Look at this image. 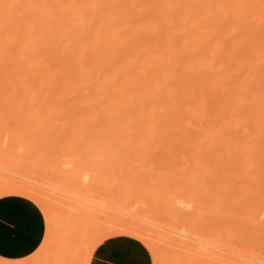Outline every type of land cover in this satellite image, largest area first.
Instances as JSON below:
<instances>
[{"label":"bare ground","instance_id":"1","mask_svg":"<svg viewBox=\"0 0 264 264\" xmlns=\"http://www.w3.org/2000/svg\"><path fill=\"white\" fill-rule=\"evenodd\" d=\"M1 92L4 95H3V98L0 97V99H3L0 101L1 102L0 112H1V114L4 113L5 117H3V114L0 115V122L5 123V121L9 120V122L8 121L7 122L10 123V127L8 128V131L10 133L7 131V127L0 125V138L2 140H4L8 134V137H7L8 139L6 138L7 141L5 140V142H4V141H1V139H0V142H2V143H0V145L2 146V148L5 149V150L1 151L2 148L0 146V151H1L0 152V155H1V158H0L1 162L0 163L2 164V165H0V167L3 166V168H1V169L2 170L4 169L3 171L5 173V174H3V171L0 169V173L2 171L1 174L3 175V176H0V181L3 180V181H1L3 184H4V180L7 179L5 182L8 181V178H10V174H9V172H6V171L9 169V171H12V173L10 172L12 174L11 176H13V177H11L12 179H9V182H11L12 180L14 182H16L15 180H17L20 182V183H18V185L22 183V186H24L23 185L24 183H27L26 185H28V186L30 185L29 186L30 188L37 189L36 192L40 191L39 195H42L45 192L44 196H46V198H48L49 196L51 198H53V199H50V201H49L50 197L48 198V201L50 202V203L48 202V204H51V206H50L51 208L53 207V208H55V210L56 209L58 210L57 211L58 213H56V214L62 216L61 218H58V216H56V214L54 213L55 212L54 209L52 208L53 209L52 210L53 215H55V218L57 217V219L60 221V222H58V224H59L58 226L60 228L58 227L59 229L58 228L55 229V230H57V232L62 228V226H64V225L66 226L67 223L70 221V219H69V221H68V218L66 220H64L66 218V217H64L65 211L63 212L64 215L62 213H59V211L62 212L63 210L57 206L58 203H56V200H54L55 197H53V196H56V195L55 194L53 195V193L51 191L52 189H50L52 186H50V185L48 187L45 186V188H44V186H42V185H44L45 181H46L45 185H47L46 184L47 180H48V179H46L47 176H49V179L52 178L53 181L56 179L57 181L55 180L54 184H57L58 187L61 188V187H63L62 185H65L67 188L71 189V190L69 189L68 191L65 190L66 192L69 193V194H67L65 192L67 195L65 193H59L58 192L60 194V196H61V194L62 195L65 194L66 196H64V197H68V196L72 195V193L74 194V192L78 191V189H79V192H76V194H74V196H75L74 198H73V196L72 197L70 196V197L72 198V200L73 199L75 200V201L73 200L74 204H76L75 202L77 201L76 205H77V207L78 206L80 207V208L79 207L78 208L76 207V208L79 211L78 214L81 215L80 216L81 225L83 222H84L83 224L86 225V230H84V228H85L84 225H83L84 228L82 227L83 229L80 227L81 228V234L85 233L84 236L83 235L82 236L85 237L86 239H88L87 237H89V235L94 234L96 231L99 232L100 230H102V228H104L106 226L105 224L109 225L113 222H115V224L117 223V221H114V220L117 219L118 216L114 213L116 215L115 216L116 218L114 217V220H113L112 219L113 217L111 218V216H113L112 212L109 213L111 216L108 218H111L113 220V222L111 219L107 220L108 218H106V217H107V215L109 216V214H107L106 210H105L106 213H104V211H103L105 209L104 207L107 206L106 202H108V204L110 203L111 204V205L109 204L110 206L113 205V207H115L114 205L117 203L120 204V202H123V204H126V203L128 204L131 202L138 203L139 197H137V196L140 195V197H141L144 194V196H142V198H140L139 202L141 203L142 200L145 202L142 201L143 203H141V204H146V207L148 204L149 206H152L154 208L156 206H158L159 208H157V209L155 208L156 209L155 210L154 208L150 207V210H149V206H148L147 212H144L143 210H142L143 212H141V213H143L144 216H147V217H144L142 215L143 217H141V218H143L145 220L146 219L150 220L151 218L149 219L148 217L152 216V218H153V219H151L152 221H155V220L159 221V219L162 218L163 220L159 221L158 224L160 223L161 225H165V224H163L165 222L167 225L169 224V226L172 225L173 223H175L176 220L177 221L181 220L182 223L180 222V224L182 226L183 225L186 226V227L185 226L183 227L184 231H185V228L191 229V231H192V228L190 227L191 223L189 226V222L187 223V220H186L184 222L186 224H184L183 220H185L186 218L189 220H192L194 218L197 219L196 216H199L202 212H204V210H205V212L202 213V216L200 215L201 218L199 217V219L201 220L202 217L204 216V219H202V220H205V216L208 215L207 212H208V208L210 207L209 206L210 203H212V201H213L212 205H214L215 201H218L217 199L219 196H217V195H218V193H222L223 191H226L225 187H227V188L230 187L228 190H232L233 188L235 189L236 187H239V189L236 188L235 191L238 189L237 192H239V190H240L241 192H243L242 194L247 193L249 190H247L248 188H246V185H247V187L250 186L249 182L245 181L247 183V184H245L244 181H242V179L246 175L248 176L250 174V176H254L255 182H256V187L258 185L259 186L258 188H261L260 190L258 188H256L259 190V191L257 190V192H256L257 196H259L258 194H260L261 191H262L261 194L264 193V189H262V188H264V181H262V179H264V178L260 177V176H262V173H264V147H260V146L264 145V144H261V143H264V0H0V93ZM1 95L2 94H0V96ZM2 101L5 104H3ZM3 105H4V108H6L7 110H9L11 112L7 113L6 110H4L6 113L3 112ZM9 106H11V107L16 106L15 112L16 113L19 112V114H16V116L19 119L21 118L20 115H23V111H26L27 109L30 110V108H34V107H37V109L35 108V109H31V110H33V111L36 110L39 112V113L37 112L38 114H42V115H43V113L41 111H44L42 108L45 109V108L54 107V108L46 109L47 111L55 109L56 111H52L53 113L54 112L57 113L58 108H60V111L62 108L63 109L67 108V110H69V112L67 110H65V111H67V113H69L68 116H67V113L65 111L64 112H65L66 116L63 114L64 113L63 111H62V114H63V116L67 117V119L69 118L68 121L65 117L62 118L61 117L62 114L60 115L59 112H58L59 114H56L57 115L56 116V115H54L55 113L52 114L48 111L51 114L50 115L51 117L49 116V113H48V116L50 118H52L53 116H56L58 118V116H59V120L56 117L51 119L52 121H54V122L56 121L59 124H60V122H62V123H70L68 125H71L72 121L74 124V122H76L74 120V118L78 122H80L81 124L82 123L85 124V127L83 126V128H85L84 132H85L86 138L88 137V138L92 139V141H93L92 143H95L94 139H96V140H100L104 147H109L110 151H111V145L116 148L115 149L114 147H112V148H114L115 153H113L112 151H111L112 153L111 152L110 153L112 154L111 155L112 157L113 156L118 157V159L120 160V161L115 160L114 165H117L118 163H120L118 165H120V166L122 165L121 166L122 168H123V164L121 163V161H122L120 159L121 157L118 156L117 154L120 153V151H122V150L127 151V152L129 150H134V151L140 150L141 151L140 148H145L144 147L145 145L142 146V143H144L145 141H148V143L145 142V144L147 143L146 146H149V148H150V143H152L151 147L153 145V147H152L153 150H150L148 152L152 158L154 157V156H152L154 154L153 151H156V149H157L156 152L158 153V151H160V150L162 151V149H164V146H165L166 150L168 149V151H170V149H172V147L175 146L174 144H172V143H174L172 141H175V143L183 142L181 144V146L179 147L181 153L179 150L176 152V150L173 151V149H172V152H169V153L173 154L171 156H173V158L175 159L174 160L172 157H170L171 160L170 159L169 160L171 163H175V164H171L170 162H166V161L161 163L158 160H156L157 155H155L156 156V159H155L156 163L159 162L157 164L158 167H156V169L159 168V170L155 171L154 168L151 166L153 168V171L157 172V173H155V177L157 179L156 178L154 179L152 177V175L151 176L149 175L151 173V171L149 169L146 170L145 168H142V167H148V162L147 163L145 162L147 160H145L146 158L144 156V153L142 152V153L137 154L136 153L137 151L135 153H134V151H129L132 153V154H130L129 158L131 157V159H133V158L135 159L136 157L137 158L139 157V159H140L141 157L139 154H143V156H144L143 159L145 160V161L142 159L139 160L140 163L135 161V164H134V165H136L135 167L131 164L134 169H131L132 167L130 166L129 163H128L129 164L128 166H126L127 164L125 165L127 167L128 171H129V169H131L130 172H132V173H134L136 171L137 175H135V176L137 178L142 179V181H141V179H140V181L136 179V182H138V183H136V182L133 183L131 181L135 180V178H133L134 176L132 175L133 176L132 177L129 175V179H126V177L128 178V174H125L126 177L123 176L124 177L123 178L122 175H124V174H122L120 176V174L122 173L121 170L118 171L120 174H118V172L116 170H114L115 172L112 171L113 174H115L116 172L117 173L115 175L111 176L112 172L109 170H112L113 167L110 166L107 168V165H109L108 163L106 164V163L102 162V164H100L101 167L103 166L105 169L101 168V167L97 168L95 166H92V163L93 164L96 163L94 165L98 166L97 165V162H98L97 158H99V155H100L99 150L100 149L98 151H95V150H97L101 145H100V143L98 144L96 142L95 145L97 146V144H98L100 146H97L98 148L95 149V145L93 144L94 147H92V143L89 142L90 143L89 149L92 148V150L93 149H95V150H93L94 151L93 152L90 149L89 152H92V154L91 155L89 154V156H88L89 152H86L87 154L85 153V151H84L85 149H86V151L89 150V149H87L88 148L87 144L89 145V143H83V140L85 139V135H82L83 132L81 133V131H83V130L81 128L82 125H80V123L77 122L74 125L72 124L73 125L72 127L76 128V130H77V132L75 131V134H72V133H74V131L72 133L68 134L69 132H64L63 130H60V133L62 136V139H61L60 133L58 134L59 130L56 129L57 127L51 128V131H50V129L48 130L47 129L48 127L44 126L45 123L43 125L42 122H39L40 119H42V117L44 119L45 115L41 117L40 115L35 113L33 118L36 117L37 122L34 121V123H35L34 129L35 130L40 129L37 131L41 132L40 133L41 136L44 135V133H45V135L47 134L46 136L44 135L42 137H44L46 140H49V142L51 143V145H50L49 142L46 143V142L42 141L41 139H40V142L37 140V138H39L37 136L38 132L36 135H35L36 132H33V136L34 135L35 136L34 137L31 136L30 132L32 133V129L30 130L31 127L29 128L27 123L22 122L23 124L20 125L21 127H18L19 125L15 122V120H13L14 118L11 115L13 107L8 108ZM24 109H26V110H24ZM70 109H72L74 115L70 113V111H71ZM206 109H208V111H206V112H208L207 118L205 115ZM16 110H19V111H16ZM74 111H75V113H74ZM76 111H78V112H76ZM26 113H28V112L26 111ZM46 113L44 112V114H46ZM5 114H8V115H5ZM36 114L38 116H40L41 118L40 117L38 118V116H35ZM70 115H72V117H74V118L70 117ZM24 116L30 117V115H28V114H24ZM1 118H2V120H1ZM61 118L62 119L65 118L66 122L64 120H62ZM45 119H47V118H45ZM12 120L14 122H12ZM47 120L50 121L49 119H47ZM14 124L15 125L17 124V126H15ZM29 124H31V123H29ZM37 125H40L39 126L40 128ZM60 125H62V124H60ZM68 125L66 124L67 128L70 127ZM76 125H77V127H76ZM11 126L14 128V130H12ZM79 127L81 128V130ZM189 127L190 128L192 127L193 129H190ZM5 128H6V130H5ZM15 128H17V129H15ZM18 128H20L21 130H22V128L27 129V130L25 131L23 129L22 130L23 132L20 133L21 130L17 131V130H19ZM78 128L80 131H78ZM239 128L244 129V131H245L244 134L237 132V130ZM2 129H4V130H2ZM44 129H46V130H44ZM52 129L53 130L56 129V131L55 130L54 131L57 132V130H58V132L55 133L52 131ZM11 130H12V133L14 136L11 134ZM4 131H7V134L5 135L6 137H4V133H5ZM47 131L49 134L47 133ZM62 131L66 134H64ZM25 132H26V134H25ZM78 132L81 133L80 136L84 137V139L80 138V141L83 144L81 142H80L81 144L78 143V141L76 143V140H79L78 139L79 134H77ZM16 133H18V135ZM19 133L21 134L22 138L20 137ZM23 133H24V135H28V137L27 136L24 137V135H22ZM51 133H52V135H51ZM1 134H3V135H1ZM9 134L12 135L13 137L9 136ZM55 134H56V136H55ZM67 134L70 136V138L71 137L75 138L74 135H76V138L77 137L78 138L77 139L75 138L76 140H74V138L72 140L69 138V140H71V141H69V140H67V138L69 137ZM71 134H72V136H71ZM57 135H58V137H57ZM63 135H65V136H63ZM49 136L50 137L52 136L54 138H52L50 140ZM16 137L18 139H15ZM26 137L30 138L32 141L30 139H28V141L26 143V140H27ZM56 137H57V139H56ZM32 138L33 139L35 138V139L33 140ZM54 139L57 142L59 149H56L57 147L53 146L52 143L54 142ZM90 139H88V140L90 141ZM158 139L160 140V143L157 144L158 148H155V147H157L156 143H157ZM8 140H11V141H8ZM20 140L22 141L23 144L21 143ZM73 140H74V144L71 143ZM85 140H84V142L88 141V140H86V141ZM152 140H154V141L149 143V141H152ZM12 141L18 142V144L21 143V145L19 147L24 148L26 151L23 149H21V151L23 153L18 151V150L16 151V148H18V147H16L14 150V151H16L15 152L16 155L14 153H12L13 152L12 150L15 147L14 146L12 149V146H9L10 145L9 142L13 143ZM34 141H36L35 145H33ZM60 141H61V143H64V144H61ZM131 141H133L134 143L137 141L138 145L136 146L132 142V144L134 145V146H132L130 144ZM142 141H144V142H142ZM167 141L169 144L167 143ZM3 142L5 143V145ZM43 142L45 144H42ZM29 143H31V144H29ZM36 143H38V145ZM66 143H68V144H66ZM121 143H122V145L119 146ZM127 143H129V145ZM153 143H155V144H153ZM123 144H125V145H123ZM126 144L128 145V147L131 145L130 147H132L133 149L129 148V150H128V147ZM167 144L170 145V147H171L170 149L167 148V147H169V146H167ZM23 145H24V147H23ZM25 145H27V147H26L27 149L25 148ZM32 145H33V147H32ZM65 145H67V147H65ZM72 145L74 148L76 146L78 149L81 147L82 152H84V153H82V152L79 153L78 151H80L81 149L80 150H78L77 148H76L77 150L75 149L80 154L79 155L80 157L77 158L78 161L74 160V159H76V157H78L77 156L78 154L76 153V155L74 156V155H71L72 152L71 153L69 152V151H74V148H69V147H72ZM82 145H83V148L85 147L84 149L82 148ZM7 146L9 148H7ZM36 146H39L40 149L42 148L41 146H43V147L45 146V148H42L41 153H39L40 149H38V147H36ZM48 146H51L54 149L52 150V148L48 147ZM59 146H61V148L63 147L64 150L67 152V154L68 153H70V154L69 155L65 154V152L62 151L63 148L61 149ZM124 146L127 148V150L125 148H123ZM31 147L32 148L35 147V148L31 151V149H32ZM117 148L119 149V151ZM121 148H123V149H121ZM152 148H150V149H152ZM28 149H30L29 150L30 152H28ZM45 149L47 150V153H46ZM174 149H177V148L175 147ZM6 150L8 153L11 150L10 154L11 155L14 154V155H12V157H9L10 154L8 155V153H6L8 160L10 158V162L8 160H6L5 153H3ZM36 151H39V152H36ZM61 151H62V153H60ZM105 151L106 150H104V152ZM75 152H73V153H75ZM116 152H118V153L116 154ZM2 153H3V155H2ZM25 153H28L27 156H25L26 155ZM34 153L36 155L38 153V156H41V158L43 155L44 162H42L43 159L41 161H39L41 159L40 157H38V156H37L38 158L36 156L34 157V155H35ZM51 153H52V156H51ZM94 153L96 154V157L98 154V157L96 158V160H94L95 155L93 157ZM133 153L135 154V156L136 155L137 156L135 157ZM179 153L183 154V155L181 156V155H179ZM20 154L22 157L19 156ZM22 154H24V157ZM39 154H42V155H39ZM83 154H85V156H83ZM101 154H102V156H100V158L101 157L104 158V154L103 153H101ZM29 155L31 157H29ZM81 155L83 157H85L86 162L88 160L90 169L92 171L95 170L94 173L92 171H90L88 166H86L87 163L84 165L83 162H85V161H84V158L82 159ZM86 155L89 157V159H91L93 157V160L91 159L93 162H90V160L86 157ZM126 155H129V154L124 155L121 153V156H123V157L124 156L128 157ZM131 155L134 157H132ZM176 155H177V157H175ZM3 156H5L4 159H3ZM46 156L48 159L50 158L49 160H51V161H49V162H51V163L53 162L54 165L53 164L51 165V163H49L48 160L45 159ZM61 156H63L64 158L63 157L61 158ZM65 156L66 157L70 156L69 158L74 157V159L71 158L68 160V158H67V160H66ZM109 156H110V154L107 152L106 158H108ZM178 156L179 157L181 156L180 160H182L184 158V160L186 161V162L184 161L186 165L184 163L182 164V166L184 165L183 167L182 166L177 167L176 162H174V161H176V159L178 161ZM183 156H185L187 158H185ZM17 157H21V159L20 158H19L20 160L17 159L18 161L13 159V158H17ZM26 157L30 158V159H26V160H29L28 162H29V165H31L30 167L33 166V168H31V171L28 169V171L30 173L32 172L31 174L27 172L26 168H24L25 163H24V160H22V158L24 159ZM112 157H110L109 159L112 160ZM123 157H122V159H123ZM161 157H162V155H161ZM32 158L34 160L36 158L37 159L40 158L38 160L40 167H41L42 163H45V164L49 165V166H47L48 168L46 167L45 164H43L42 165L43 168L42 167L40 168L41 169V172H40L39 165L36 162L31 161ZM56 158L59 161L56 162V160H57ZM21 160L23 161L24 164L21 163L22 166L16 165V162L19 163V161L21 162ZM45 160L48 163H46ZM62 160H63V162H62ZM72 160H74L75 162H73ZM82 160H83V162H82ZM124 160L127 161L128 159H124ZM169 160H167V161H169ZM189 160H191V161H189ZM3 161H4V163H3ZM68 161H70V162H68ZM95 161H97V162H95ZM155 161L154 162L149 161V165H151L152 163H155ZM7 162H9V163H7ZM64 162H66V163H64ZM67 162L70 164L69 167H71V170H72L74 163H76V162H78L80 164L83 163L82 164L83 169H82V166H81V168H79L77 166L80 169V171L81 170L82 171L80 172L78 169H76L80 173L77 172L75 170V168H77V167L74 165L75 167H73V170H72L73 172L70 173L71 171H69L70 169H69V167H67V170L69 171L70 175H69V173H67L64 176V173L68 172L65 169L66 164H67V166L69 165ZM72 162H73V164H71ZM127 162H129V161H127ZM141 162H145L146 164L143 163L145 166L142 165ZM188 162L191 165H189ZM57 163H59V164H57ZM61 163H63L65 165V167L60 166V165H62ZM78 163H76V165H79ZM160 163L162 164L163 168L164 167H165V169L168 168V170L164 169L165 173H163V174H162V171L160 170V168L162 167V166L160 167ZM7 164H9V165H7ZM10 164L15 165V167L11 166ZM140 164H141V168H139ZM166 164L168 167L165 166ZM35 165L38 168V169L36 168V170H35ZM153 165H155V164H153ZM169 165H171V166H169ZM188 165H189V169L187 168ZM6 166H8V167H6ZM85 167L87 169H85ZM12 168H16L13 170H17V171L19 170L18 173L21 171L20 172L21 174L19 173L21 176L16 171H13ZM170 168H171V170H170ZM176 168H178V169L182 168L183 172H187V173H183V175L185 176V182H183V184H178V187H177V182H180L181 179L178 180V178L176 177L177 176V174H175V173H177ZM51 169H54L53 170L54 172L53 171L50 172ZM62 169L66 170V171L62 172L63 171ZM96 169H99V170L96 171ZM102 169H103V171H102ZM141 169H143V170H141ZM144 169H145V171H144ZM32 170L35 171L36 173L33 172ZM84 170H85V172H83ZM43 171H45V172H43ZM98 171H99V174H97ZM101 171L103 172V175H102ZM139 171H140V176L138 175ZM142 171H144V173ZM146 171L150 172V173L147 174V173H145ZM170 171H171V175H173V176H174V174L176 175V176H174V179L172 176L169 177ZM173 171H176V172H173ZM14 172L16 173V175L18 174L21 178L20 177L17 178L18 175L15 176L13 174ZM74 172L79 173V174L74 175L73 174ZM87 172L90 174L87 175L88 174ZM105 172H107L108 174H106ZM159 172L162 175H166V176L159 175L160 174ZM22 173H23V175H22ZM91 173H92V175L96 174V176L93 175L94 177H92ZM109 173H110V175H109ZM39 174H42V176L46 175V177L44 176L45 178L44 177L42 178V176H41V179H40ZM49 174H52L51 176H53V177H51ZM82 174L83 175L85 174V175L83 176ZM146 174L148 176L152 177L153 181H152V178L150 179V177H147ZM152 174H154V173H152ZM187 174H189V175H187ZM24 175H26L28 177L29 176L32 177L31 181L28 180V179H30V177L29 178L27 177L28 179L24 180V178L26 177ZM31 175H34L35 180L33 179L34 177ZM38 175H39V177H38ZM59 175H60V177H59ZM67 175H68V177H67ZM90 175H91V177H89ZM107 175H108L109 179L106 178ZM117 175H119V176H117ZM158 175H159V177L161 176L160 177L161 180L158 178ZM4 176L7 178H3ZM36 176L41 181L43 179H45V181L43 180V182L41 184L36 183L37 185L35 184L36 187H34L32 180H34L35 182L36 181L41 182L40 180H36V178H37ZM63 176H64V178L65 177L66 178L62 179ZM69 176H70V178H69ZM110 176H111V178L114 176L113 177L114 180L110 179ZM22 177H24V178H22ZM120 177L123 178V180H125L126 184H124L125 183L124 181L121 182L122 179H120ZM130 177H132L133 179H131ZM163 177H165V180L163 179ZM262 177H264V176H262ZM81 178L84 179V182L86 180V182L84 183ZM90 178L94 179V180H91L92 183H90ZM97 178L98 179L101 178V179L98 180ZM116 178H117V180H116ZM148 178L150 179V181L153 184L155 183L154 185L157 186L156 187L157 189L155 188V186H150L149 188L147 187L150 185V184H147L149 182ZM66 179H68V182ZM70 179L75 180V182H77V183L71 181ZM79 179H81V180H79ZM105 179H106V181H105ZM130 179H131V181H130ZM187 179L189 181L191 180V182H189ZM58 180H60L62 183H60V181H58ZM69 180L71 181V183H69L70 182ZM97 180H98V182H96ZM111 180H112V182H111ZM158 180H160V181L164 180V184H163V182L158 183L159 182ZM64 181L66 182L67 185L63 184V183H65ZM80 181H81V183H79ZM107 181H108V184H107ZM113 181H115V182H113ZM117 181L120 183H117ZM154 181H156V182H154ZM14 182H13V184H14ZM168 182L169 183L171 182L172 187L175 188L174 190H176V191H177V188H179V185L180 186L182 185L181 187L183 189L180 187L182 190L178 189V190H180V192H178V193L179 194L181 193V196L184 193L186 195L188 194L187 196L184 194L181 197V198L185 197L188 200L183 198L182 200L180 199V202L185 203V204L188 203L189 205L193 204L194 209L189 210V213H191V214H188L187 213L188 211L185 212L184 211L185 209H183V212H182L183 214L181 215L180 211H182V208L180 211H178L179 209L176 208L177 206H175V208L177 210L175 208H173V205H176V203L174 202L175 200H172L173 196L170 194L171 190L168 191V189H167V187L170 189V186H168ZM87 183H89L90 185H86L87 187L89 186V188L86 189V186L83 187V185H85ZM96 183H98L99 185ZM143 183L145 186L147 185L146 188H145V186H143ZM165 183H167V184H165ZM186 183H188V184H186ZM11 184L12 183H10V185ZM38 184H40L41 186H39ZM70 184H73L75 187L72 185L70 187ZM93 184L96 186H94ZM101 184L104 186L103 188H105V189L102 188ZM127 184L128 185L130 184L128 186V188L133 185L132 187H130L131 190L133 189L132 191L126 187ZM137 184H138V187H137ZM157 184L160 186V189H159V186ZM184 184L187 185L186 187L188 189H186V187L183 186ZM8 185H9V183H8ZM32 185H33V187H31ZM121 185L124 187H122ZM162 185H163V187H162ZM189 185H190V187H189ZM191 185H194L197 188V190L194 186L192 187ZM252 185L253 184H251V186ZM5 186H6V184H5ZM106 186H108V187H106ZM112 186H113V188H114V186L116 188H114V190H113ZM203 186H205V187H203ZM206 186L208 187V189ZM218 186H220V189H221V187L222 188L224 187L222 189L223 190L222 192H221V190H218ZM53 187H54V185H53ZM58 187H56V188H58ZM66 187L62 188V190H60V188H58V189L60 191H63L64 189H67ZM151 187H154V188H151ZM161 187H162L163 192L161 191ZM240 187L241 188L245 187L247 192L245 190H244L245 191L244 192L243 189H240ZM83 188H85L84 191L86 190L87 193L82 191ZM90 188H92V190ZM98 188H99V190L100 189L102 190V191L101 190L100 191H101V194H103L104 196H101V194L98 193L99 192ZM124 188H125V190H124ZM135 188H139L142 190L139 191V189H135ZM163 188L166 190H164ZM200 188L202 191L200 190ZM204 188H205V190H204ZM213 188H214V190L217 189L216 191L217 192L219 191V192L217 193L216 191L213 190ZM108 189H112L113 191L108 190ZM126 189H128V190H126ZM27 190H31V189H25V187L23 188L21 186H13L12 185V187H9V188L7 187V188L3 189L2 191H0V195L4 194V193H10V192H24V193H26ZM45 190L49 191V192H46ZM53 190H54V188H53ZM72 190H75V191L72 192ZM95 190H96V194H95ZM104 190H106V191H104ZM185 190L186 191L188 190L187 192H190V193L185 192ZM255 190L253 193H255ZM50 191H51L52 195H51ZM56 191H57V189H56ZM70 191L72 193H70ZM81 191L84 192L85 195ZM123 191H124V195H122ZM133 191L134 192L136 191V192L134 193ZM148 191H150V193H147ZM151 191H153V192H151ZM159 191H161L162 194L169 192V194H168L169 196L167 194H163V196H162V194ZM164 191H166V192H164ZM205 191L207 192V195H210V196H207L205 194L206 195V197H205V195H204V193H206ZM90 192H92L93 194ZM105 192L107 193V195ZM112 192H114V193L110 194ZM128 192H131L132 194H129ZM214 192H216V193H214ZM232 192H234V190ZM46 193H47V195L48 194L49 195L47 196ZM78 193H81L82 198H84V200L83 199H81V200L77 199L78 197L76 198V195ZM115 193H117V194H115ZM125 193H128V194L126 195ZM146 193H147L148 199L146 198V200H145L144 197H146L145 196ZM151 193H153V194H151ZM199 193H202V194H199ZM118 194H120V195H118ZM154 194H156L155 196H157V194H158L159 199L161 197L162 198L164 197L166 202L164 200H162V198L159 201L158 198H155ZM239 194L238 193L236 194V192H235L236 196H233V197H237V195H238V197H241V195L239 196ZM247 194H248L247 198L250 197V199H252V200H250L251 202L254 200L253 203H251L249 201H245L246 194H244L245 196L243 195L244 199L242 198L243 196L241 197V200L243 199L245 202L244 204H243V200L241 203V201L239 200L240 198L239 199L237 198V200L235 199L236 201L233 200L232 197H230V199H229V197H227V195H229V194L226 191V192L220 194L221 195L220 199H222L224 197H227V198L222 199L221 200V201H223L222 203L217 202L214 205V207L216 205L224 206L225 201H226V203L230 202L231 207H233L232 205L235 202L241 203L242 204L241 206L238 205L237 203L235 204L237 207L239 206L240 209L237 208L236 206L233 207V209L234 208L239 209V210H237L238 215H239L238 211L241 210L240 215L238 217L239 219L241 217V212H246L244 214L242 213L245 217L242 215L243 217L241 219H245L246 215L247 216L251 215L252 216V217L250 216L251 218H253V216H255L257 218L260 215L261 210H262V214H264V208H262V207H264V205H262V207H261L262 209L257 211V209L260 208L261 205H259V202L257 203V201L255 200L256 194H255V196H253L254 199L251 198V196H249V192ZM261 194H260V198L264 197V194H262V197H261ZM83 195H84V197H83ZM108 195H109V197L111 196L109 199H108ZM130 195L132 196V199H130L131 197L129 198ZM165 195H167L166 196L167 198L165 197ZM191 195H192V198H191ZM222 195H224V197H222ZM233 195H234V193H233ZM44 196L42 195V197H44ZM118 196H120V197H118ZM171 196H172V199H171ZM197 196H198V198H197ZM200 196H203L202 197L203 200L205 198L207 199V200H204L205 202L203 201V205L205 207H207V205L209 206L207 208L204 207L205 209L203 208L202 211H201V207H199L200 206L199 201H202L200 199ZM213 196L215 199L214 198L212 199ZM86 197H88L89 199ZM90 197H91V199H90ZM92 197H94L95 199L98 197L96 200L94 199L95 202H97L98 200H101V202L103 203L102 200L104 199V201H106L105 204L103 203L105 206H103L101 204V206L104 209L101 206H97L98 204L96 205L94 203V201L92 200L93 199ZM152 197H154L156 201ZM208 197H210L211 201L208 199ZM46 198H44V199H46ZM79 198H81L80 195H79ZM85 198H86V200H85ZM113 198H114L115 202H114ZM120 198H122L121 199L122 201L119 200ZM189 198H191L192 200ZM260 198H258V199H260ZM87 199H88V201L90 200V203L92 200L93 204H95V206L93 204H91V206H90V203L86 202ZM123 199L125 200V202L123 201ZM193 199L196 203L193 201ZM198 199H200V200L198 201ZM52 200L54 201L53 204L51 202ZM110 200L112 201V203L110 202ZM151 200H153V201L151 202ZM186 200H187V202H186ZM189 200L191 201V203L189 202ZM229 200H233L234 202L232 201L233 203H231V201H229ZM84 201L86 202V204ZM116 201H117V203H116ZM161 201L165 202V203L162 204ZM207 201H209V202H207ZM260 201H261V199H260ZM262 201H264V198H262ZM246 202L250 206L254 205V207L247 206ZM87 203H88V209H89V207H91L89 210L93 211L92 213L88 212V211H86V212L84 211L87 209V207H86ZM149 203H151V205ZM206 203H209V204H206ZM262 203H264V202H262ZM81 204H84V205H81ZM119 204H117L115 208H117ZM132 204H130V205H132ZM165 204H170L171 206L168 205V207H167V205H165ZM255 204H258V206L256 205L258 208H255L256 207ZM52 205H54L55 207ZM121 205H122V203H121ZM159 205H163L167 209L165 207L162 208V206H159ZM227 205H228V207H230L229 204H227ZM83 206H85V207H83ZM195 206L196 207L198 206V207L195 208ZM246 207H249V209L253 208L254 213H252L253 211H250ZM161 208L163 210L164 209L168 210L167 214H165L166 213L165 210L163 211ZM170 208H171L172 213L170 211ZM187 208H189V207H187ZM198 208L200 211L198 210ZM245 208H246V211H245ZM99 209H100V212H99ZM215 209H216V207H215ZM215 209L213 208L214 211H215ZM152 210L154 212L148 213ZM222 210H224V209H220L219 212H221ZM225 210H228V209L226 208ZM225 210H224V213H225ZM139 211H141V210H139ZM192 211H193V214H192ZM196 211H197V213H196ZM217 211H215L214 213L218 214V213H216ZM247 211H250L252 214L249 213V215H248ZM83 212H84V215L87 212L89 213V215L87 213L88 216L85 215L86 217L82 218ZM98 212H99V214H98ZM123 212H126V211L123 210ZM168 212H169V214H168ZM173 212L176 214L175 215L176 217L181 216L183 218V216H185V215L186 216L183 218V220L181 217H180L181 219L180 218L176 219V217H174ZM194 212L196 213L195 216H194V214H195ZM211 213L213 215V211ZM228 213L229 212H227V214ZM231 213L232 212H230V214ZM148 214H149V216H148ZM153 214H155V216L158 217V220H157V217H154ZM170 214H172V215H170ZM103 215L105 216V219H104V217L102 218ZM165 215H168V216H165ZM189 215H191V216L189 217ZM226 215L223 214V216H221L222 218L219 220H222L223 217ZM232 215H234V212H233V214L228 215V217H230ZM90 216L94 217V219L98 216L97 218L107 220L111 223L108 222V223L104 224L103 223L104 220H100L97 218H96L97 220L95 219V221H94V219L91 218ZM214 216H216V215H214ZM236 216H237V214H236ZM88 217H90L89 218L91 220L90 222H88L89 221ZM125 217H127V216H125ZM166 217H168L167 220L170 218L169 220L174 221V222L172 224H170L171 222L170 221L167 222V220L165 219ZM250 217H247V219H249ZM84 218H86V220H88L87 224H86V220ZM174 218H175V220H174ZM260 218L261 217L257 218V220L259 221ZM262 218H264V217H262ZM132 219H134V218H132ZM235 219H237V218L235 217ZM118 220H119V218H118ZM123 220H125V219H123ZM215 220L217 221V219H215ZM257 220H256V222H257ZM96 221L97 222L100 221V222H98V224H97ZM156 221H155V223H156ZM177 221H176V224L178 223ZM226 221H228V220H226ZM241 221H243V220H241ZM245 221H246V219H245ZM250 221H252V220H250ZM262 221H264V219H262ZM65 222H67V223H65ZM91 222L93 223V226H91V224H92ZM191 222H193V221H191ZM229 222H230V220H229ZM253 222H254V220H253ZM260 222H261V220H260ZM60 223H61V225H60ZM198 223H199L198 225H200L201 222L198 221ZM212 223H214L213 220H212ZM218 223H216L215 226L213 224L212 225L216 228ZM220 223L223 224V226H225L224 225L225 223H222L221 221H220ZM88 224H89V227H88ZM115 224H114V226H115ZM121 224L122 223H120V225ZM123 224H124V222H123ZM194 224H195V221H194ZM194 224H193V227H195V231H196L197 230L196 226L197 227H199V226L194 225ZM205 224H206V222H205ZM68 225H69V223H68ZM99 225H103V226L100 227ZM118 225H119V222H118ZM118 225H116V227H118ZM175 225H174V227H175ZM178 225H179V223H178ZM178 225L176 227H180ZM201 225L203 226V224H201ZM252 225L253 224H251V227H252ZM109 226L114 227L113 225H109ZM157 226H159V225H157ZM202 226H201L202 229L201 228L200 229L203 232L201 230L200 231H201V233H204L207 231L206 230L207 228L205 229ZM204 226L208 227V224L204 225ZM226 226L228 227V224H226ZM257 226L253 225V227H257ZM64 227L62 230H60L61 233H63L62 231H64L65 233H63L62 237L59 238L60 240L56 242L58 245L62 244L61 242L63 240H61V239L62 238L64 239L65 236H67V235H68L67 236L68 241L70 240L71 244H72V240L74 239L72 237L75 236L74 235L75 232L73 229H72L73 231L70 232L71 226H69V227L66 226L65 229H64ZM67 227H68V229H67ZM122 227H124V226H122ZM172 227H173V225L169 228H172ZM181 227L177 228L176 231H178V229H182ZM52 228H53V224H52ZM55 228H56V226H55ZM208 228H209L208 231H210V232L213 231V233L211 232L209 234L211 236V238L213 237L212 236L213 234L217 235V233L215 234L214 230H210L211 229L210 227H208ZM96 229H98V230H96ZM104 229H106V227ZM104 229H103V231H104ZM108 229H109V227H108ZM188 229H186V231ZM220 229H223V227L222 228L220 227ZM68 230L72 234H69ZM92 230H93V233H92ZM160 230H162V229H160ZM160 230H159V232H160ZM262 230H264V222H262L261 229L254 230L253 234H255L256 231L262 232ZM153 231H154V229H153ZM208 231L206 232V234L205 233L204 234L200 233V234L207 237L208 233H209ZM218 231H219V226L217 227V232ZM241 231L244 232L243 229ZM66 232H67V235H65ZM86 232H87V235H86ZM89 232H90V234H88ZM98 232L96 233V235L98 234ZM162 232H163V230H162ZM187 232L191 233L190 230H188ZM248 232H250V233H247V236L249 234H252L251 233L252 230H250V231L248 230ZM153 233H155V232H153ZM220 233H221V230H220ZM245 233H246V230H245ZM258 233H256V234L259 235L260 233L259 234ZM59 234H60V232L58 233V237H59ZM81 234H79V236L76 235L77 237L75 239H77V240L75 241V243H73V245L75 246V250H74V246H72L73 247V250H72L70 242L66 243V245H64L65 244L64 242L66 239L63 241L64 244H62L64 248H63V250L62 249L61 250L62 251H64V249L68 250V245H69V248H71V250H68V251L66 250L64 252H62L60 250V248H59L60 245L57 246L53 242V244L59 248L58 249L60 251L59 253H65V252L67 253L69 251L70 252L73 251L75 259L73 258L72 254H70V252L68 253L73 258L71 260L72 262L69 260L70 257H69V259H67L68 254L65 253L67 256H66V258L64 256V259L68 260V261L66 260L67 263L70 261V263H68V264H75L76 262H73V261H76V260L78 261L79 259L82 258V257H80V255H77L80 252H78L77 254H76V252L79 250L80 251L84 250V249L81 250V248L85 247L86 245H82V244H84V242H86L85 244H87L88 241L86 239H84L83 237H80ZM151 234H152V232H151ZM165 234H166V237L170 234V236H168L167 238L171 237L169 239L170 241L166 240L167 242H171L174 240L173 238H176V235L171 233V231H170V233H166V231H165L164 234L162 233V236ZM180 234H181V232H180ZM193 234L195 235V232ZM253 234L251 235V237L255 236ZM69 235H71V237ZM257 235L255 236L256 238H257ZM261 235H262V233L259 235V237L261 239L264 238V235H262V236ZM60 236H61V234H60ZM189 236H191V235H189ZM195 236H197V235H195ZM234 236H236V235H234ZM244 236H246V234ZM79 237H80V241L82 240V242H81L82 244L78 240ZM227 237L229 238V236H226V238ZM81 238H83L85 241H83V239H81ZM158 238L163 240V238H160V237H158ZM217 238L219 240L218 236H217ZM52 239H53V235H52ZM54 239H55V237H54ZM89 239H91V236ZM171 239H173V240H171ZM206 239L208 241L210 240L208 238H206ZM176 240H178V238ZM78 241L80 244L78 243ZM152 241H153V238H152ZM183 241L184 240H182V242ZM93 242H94V240H93ZM157 242L161 243L160 240ZM167 242H166V244H170V245L175 244L174 241H173L174 243L173 242L167 243ZM185 242L187 243L188 241L185 239ZM185 242H183V244H182L181 240H180V244H182L181 245L182 250L179 248L180 244L179 243H178L179 245L177 244L178 249H180V251H181L180 253H182V251H183V253L187 252L185 249H188V250L193 249L191 244L189 245V247L191 246L192 249H189V247L187 248L186 246H188V245ZM76 243H78L80 246L82 245L81 248L78 244H77L78 248H76V245H75ZM193 243H194L193 246H195L198 242L197 243L193 242ZM232 243H230V244H232ZM262 243H264V242H262ZM198 244L195 246L196 248H200L202 246V245H200V247H199ZM222 244H224V243H222ZM235 244H233V245H235ZM62 245H61V247H62ZM158 245H160V244H157V245L155 244L156 247ZM161 245H164L163 242ZM183 245L185 248H183ZM249 246H251V245H249ZM86 247L89 248V246H86ZM86 247H85V249H86ZM169 247H172V246H169ZM169 247L165 248L163 246V249L165 248L166 252H167ZM207 247H208V249L210 248L209 246H207ZM201 248L203 249L205 247H201ZM216 248H218V247H216ZM48 249H49V247H48ZM54 249H55V247L52 250H50V253H54V252L57 253L58 252V251H54ZM174 249H175V247H174ZM206 249L207 248H205V250L202 252L199 251V252H201V254H203V255L205 254L204 257L205 256L210 257L211 256L210 252L212 251V253H215V250H216V249H214V251H213L210 248L211 250H210V252H208L209 250L208 249L206 250ZM237 249H238V247H237ZM194 250H195L194 251V254H195V252L198 249L197 250L194 249ZM45 251L43 253L44 256H46L47 253H49V252H47L45 254ZM51 251H54V252H51ZM232 251H234V249ZM169 252L170 251L168 250V253ZM189 252L191 253L192 251H188V254H189L188 256H192V255H190ZM216 252H218V250ZM262 252H264V251H262ZM59 253H57L58 257H57V254H51L53 256L47 255L44 258V257H41V256H43V254H39L41 258L39 256H38L39 258H35L37 256V253H36V256L34 258H35V261L38 259L40 261H42L41 260L42 258L44 260L47 258V261L46 260L42 261V263L45 262L43 264H48V263L53 264V262L56 261V262H54V264H55V263H58L57 261H59V259H61L59 261V263L61 264V262L63 260L62 255H64V254H59ZM197 253L198 252H196V254ZM207 253H209V254L207 255ZM169 254H166V256L167 255L169 256ZM215 254H213V257L215 256ZM261 254H264V253H261ZM60 255H61V258H60ZM76 255L78 256L79 259L77 258ZM221 255H224V257L220 256L221 257L220 258V257H218L219 256L218 255V256H215L213 259L216 261H221V263H223L222 258L223 259L225 258V260L227 262L225 261V263H223V264H226V263L229 264V261H231V259H229V258L232 256H229V258H228L229 260H227L225 253H222ZM161 256H163V254ZM175 256H177V255H175ZM184 256H185V254H184ZM192 257H194V256H192ZM192 257H191V260H193ZM57 258H59V259L56 260ZM177 258H179V257H177ZM184 258L182 256V258H180V259L187 261ZM211 258L212 257H210V259ZM219 258L221 260H218ZM253 258H255V257H253ZM167 259H168V257L165 260H167ZM65 260H64V262H65ZM253 260H255V259H253ZM82 261L84 262L83 258H82ZM82 261H81V263H82ZM185 261H183V262H185ZM236 261L238 262V259ZM245 261H247V260H245ZM33 262L34 261H32L31 264ZM66 262H65V264H67ZM172 262H170V263H172ZM241 262H243V261H241ZM244 263L245 262H243V264ZM26 264H28V263H26ZM62 264H64V263L62 262ZM77 264H79V263H77ZM82 264H85V263H82ZM184 264H187V263H184ZM215 264H220V263L218 262ZM240 264H242V263H240Z\"/></svg>","mask_w":264,"mask_h":264},{"label":"rangeland","instance_id":"2","mask_svg":"<svg viewBox=\"0 0 264 264\" xmlns=\"http://www.w3.org/2000/svg\"><path fill=\"white\" fill-rule=\"evenodd\" d=\"M0 94H2L0 97L3 98V95H4V94H3L2 92H1ZM1 100H3V99H0V101H1ZM2 102H3V101H2ZM3 104H5V103L3 102ZM6 105H7V104H6ZM0 106H1V102H0ZM10 107H11V106H9L8 108H10ZM12 107H13L14 109H13ZM12 107H11V108H12V114H11V115H12L13 118H14V119H13V118H12V119L15 120V122L19 125L18 127H21L20 125L23 124L22 122L27 123V125L29 126V128L31 127L30 130L32 129V133L28 130V131L30 132L31 136H33V132H36V133H35V135H36L37 132H38L37 130H40V129H37V130L34 129V127H35V125H34V124H35L34 121L37 122V118H36V117L33 118V116H34V114L37 113L38 111H36V110L33 111V110H31V109H35V108L37 109V107L30 108V110H29V109H27V110L24 109V110H26L28 113H26V111H23V115H20V116H21L20 119L16 116V114H19V112H17V113L15 112V108H16V106H12ZM20 107H21V106H20ZM25 108H26V107H25ZM38 108H39V107H38ZM50 108H54V107H50ZM50 108H45V109L42 108V109L44 110V111H41V112L43 113V115H42V114H38L39 112L37 113V114L40 115L41 117L44 116V115L46 116V117L44 116V119H43V117H42V119H40L39 122H42L43 125H44V123H45L44 126H45V127H48V128H47L48 130L50 129V131H51V128H53V127L56 128V127H57L56 129L59 130V132H58V130H57L58 134L60 133V130H63L64 132H69L68 134L72 133L73 131H74V133H72V134H75V131L77 132L76 128H74V127H72V126H73L75 123H77L78 121H77L74 117H72V115H70V117L74 118V120L76 121V122H74V124H73V121H72V122L70 121L73 125H72V124H71V125H68V124H70V123H62V122H60V124H62V125H60V124L57 123L56 121L54 122V121L51 120L52 118H55V117L57 116L56 114H59V113H60V115H61V114H62V111L64 112L65 110H67V108H65V109L62 108L63 110L61 109V111H60V108H58V109H57V110H58L57 113L54 112L55 114L52 112V111H56L55 109H54V110L52 109V110H50V111L48 110L50 113L56 115V116H53L52 118H50V117H51V116H50L51 114L46 110V109H50ZM17 109H18V108H17ZM39 109H40V108H39ZM42 109H41V110H42ZM1 110H2V109H1ZM4 110H6L7 113H10V112H11V111L7 110L6 108H4V105H3V112H5ZM19 110H20V109H19ZM19 110H16V111H19ZM70 110L72 111V109H70ZM73 110H74V109H73ZM20 111H21V110H20ZM67 111L69 112V110H67ZM67 111H65V112L67 113ZM71 111H70V113L73 114V111H72V112H71ZM206 111H208V109L205 110V113H206L205 115H206V118H207V117H208V112H206ZM44 112H45V113L47 112V113L44 114ZM58 112H59V113H58ZM65 112L63 113L64 115H65ZM76 112H78V111H76ZM5 113H6V112H5ZM20 113H21V112H20ZM48 113H49V116H50V117L48 116ZM74 113H75V111H74ZM2 114H3V117H5V116H4V113H2ZM2 114H1V112H0V115H2ZM24 114H28V115H30V117H29V116H28V117H25ZM37 114H36L35 116H38ZM63 114H62V116H61L62 118L66 116V115L63 116ZM68 114H69V113H67V116H68ZM5 115H8V114H5ZM73 115H74V114H73ZM9 116H10V115H9ZM23 116H24V117H23ZM40 116H38V118H39ZM41 117H40V118H41ZM45 118L49 119L51 122L48 121V120L45 119ZM56 118H57V117H56ZM62 118H61V119H62ZM65 118L67 119V117H65ZM65 118L62 119V120L65 121V120H66ZM8 119H9V118H8ZM57 119L59 120V116H58ZM57 119H56V120H57ZM1 120H2V118H1ZM13 120H12V122H14ZM38 120H39V119H38ZM68 120H69V118L67 119V121H68ZM72 120H73V119H72ZM3 121H4V120H3ZM7 121L9 122V120H7ZM7 121H5V123H1V122H0V125H1V126L3 125L4 127H7V131H8V128L10 127V123H8ZM60 121H61V120H60ZM64 121H63V122H64ZM58 122H59V121H58ZM65 122H66V121H65ZM29 123H31V124H29ZM78 123H80V122H78ZM11 124H12V123H11ZM17 124H16V125L14 124V125L17 126ZM66 124H67L68 126H70V127L67 128V127H66ZM14 125H13V126H14ZM52 125H53V126H52ZM59 125H60V126H59ZM80 125H82L81 128H82V130H83V131H81V133L83 132L82 135H85V132H84V129H85V128H83V126L85 127V124H83V123L81 124V123H80ZM15 126H14V127H15ZM23 126H24V125H23ZM37 126L39 127L40 125H37ZM78 126H79V125H78ZM24 127H25V126H24ZM45 127H44V128H45ZM76 127H77V125H76ZM11 128H12V130H14V128H13L12 126H11ZM39 128H40V127H39ZM79 128H80V127H79ZM79 128H78V131L81 130V128H80V130H79ZM189 128H190V127H189ZM15 129H17V128H15ZM18 129H19V130H17V131H20V130H21L20 128H18ZM23 129H24V128H22V130H23ZM56 129H54V130L56 131ZM190 129H193V128L191 127ZM2 130H4V129H2ZM5 130H6V128H5ZM12 130H11V134L13 135ZM22 130L20 131V133L23 132ZM24 130L26 131L27 129H24ZM44 130H46V129H44ZM54 130L52 129L53 132H55ZM7 131H4V132H5V133H4V137H6L5 135L7 134ZM15 131H16V130H15ZM63 131H62V132H63ZM2 132H3V131H2ZM8 132H9V131H8ZM45 132H46V131H45ZM57 132H55V133H57ZM64 132H63V133H64ZM237 132H238V133H241V134H244L245 131H244L243 128H239V129L237 130ZM9 133H10V132H9ZM20 133H19V134H20ZM40 133H41V132H38V134H37V136L39 137V138H37V140H38L39 142H40V139H41L42 141L46 142V143L49 142V140H46L44 137H42V136L45 135V133H44V135H42V136H41ZM47 133H48V131H47ZM81 133H80V132L77 133V134H79V135H78L79 138L77 137L79 140H76V139H77V138H76V135H74L76 139H75L74 137H73V138H74V140H76V143H77V141H78V143L81 142V141H80V138L84 139L83 136H80ZM16 134L18 135V133H16ZM25 134H26V132H25ZM27 134H28V133H27ZM30 134H29V135H30ZM42 134H43V133H42ZM48 134H49V133H48ZM64 134H66V133H64ZM68 134H67V135H68ZM72 134H71V136H72ZM1 135H3V134H1ZM12 135L9 134V136L13 137L14 135H13V136H12ZM22 135H24V133H23ZM35 135H34V136H35ZM46 135H47V134H46ZM46 135H45V136H46ZM51 135H52V133H51ZM53 135H54V134H53ZM25 136L28 137V135H24V137H25ZM31 136H30V137H31ZM34 136H33V137H34ZM55 136H56V134H55ZM60 136H61V133H60ZM63 136H65V135H63ZM68 136H69V135H68ZM4 137H3V138H4ZM7 137H8V134H7ZM7 137H6V138H7ZM11 137H10V138H11ZM17 137H18V136H17ZM17 137H16L15 139H18ZM20 137H21V134H20ZM20 137H19V138H20ZM24 137H23V138H24ZM27 137H26V138H27ZM47 137H48V136H47ZM47 137H46V138H47ZM49 137H50V136H49ZM57 137H58V135H57ZM57 137H56V139H57ZM66 137H67V136H66ZM6 138H5L4 140H2L1 138H0V139H1V141H4V142H5ZM21 138H22V137H21ZM52 138H54V137L51 136V137H50V140H51ZM60 138L62 139V136H61ZM69 138H70V136L67 138V140H69ZM73 138L71 137L70 139L72 140ZM87 138H88V137H87ZM87 138H86V135H85V139H86V140L90 139V138H88V139H87ZM7 139H8V138H7ZM13 139H14V138H13ZM15 139H14V140H15ZM28 139H30V138H27L26 143H27ZM32 139H33V138H32ZM34 139H35V138H34ZM34 139H33V140H34ZM47 139H48V138H47ZM61 139H60V140H61ZM64 139H65V138H64ZM82 139H81V140H82ZM85 139H84V140H85ZM159 139H160V138H159ZM159 139L157 140V143L155 142V143H156V146H157L158 143H160V140H159ZM14 140H13V141H14ZM30 140H31V139H30ZM71 140H69V141H71ZM74 140H73L71 143L74 144ZM84 140H83V143H89V142L92 143V142H93L92 139H90V141H89V140H88V141L85 140L86 142H84ZM94 140H95V143H96V142H97L98 144L100 143L101 146L97 144V146H100V147L98 148V147L95 145V143H92V147H94V145H95V149L98 148L97 150H95V149H93V150L98 151V150L100 149V150H99V153H100L99 158H97V157H98V154H99L98 152H97V153H98V154H97V157H96V154H95V153L93 154V157H94V155H95L94 160H96V158H97V160H98V162L95 161V162H97V165H98V166L94 165V164H96V163H94V164L92 163V166H95V167L99 168V167H101L100 164H102V162H103V163H106V164L108 163L109 165H107V168L110 167V166L113 167L112 170H109V171H111V172H112V171L115 172L114 170H116L117 172L121 170L122 173L120 174V173L118 172V174H120V176H121L122 174H124V175H122V177H123V176L126 177L125 174H128V178L126 177V179H129V175H130V176L133 175L134 177H133V176H132V177L135 178L134 181H131V179H133V178L130 177V178H131L130 181L133 182V183L136 182V179L139 180V181H140V179H141V178H137V177L135 176V175H137L136 171H135L134 173L130 172L131 169H134V168L132 167V165H133L134 167L136 166V165H134V164H135V161L138 162V163H140L139 160H141V159L144 160L143 158H144V156H145V158H146L145 160H147V161H145V160H144V161H145L146 163L148 162V167H149V168H148V167H142V168H145L146 170L149 169V170L151 171V173H150V172H147V171H146L145 173H147V174L150 173L149 175H150V176L152 175V177L155 179V178H156V177H155V173H157V172H154V171H153V168H154L155 171H156V170L158 171L159 168L156 169V167H158L157 164H158L159 162H161V163H162V162H165V161H166V162H170V160H171L170 157L173 158V156H171V155H173V154H172V153H169V152H172V149H173V151L176 150V152H177L178 150L180 151V148H179V147H180L181 144L183 143V142L175 143V141H172V142H174V143H172V142H171V143L174 144L175 146L172 147V149H170L171 147H170V145H168L169 143H168V141H167V143H168L167 146H169V147H167V148H169L170 151H168V149L166 150V147L164 146V149L161 148L162 151H161V150L158 151V153H159V154H158V153L156 152V151H157V149H156V151H153L154 154H153V155L151 154L152 156H154V157L152 158V157L149 155L148 152H149L150 150H153V148H152L153 145H152V147H151V144H152V143H150V142H153L154 140L149 141V143H150V148H152V149H150L149 146H146V144L148 143V141H145V142H147L146 144H145L144 141H142V142H144V143L141 142V143H142V146L145 145L144 147H145V148L147 147V148H146V149H145V148H140L141 151H140V150H136L137 152L134 151V150H129V148H132V147H130L131 145L134 146V145L132 144L133 141H131V143H130L131 145H130L129 147H128L129 143H127L128 145L126 144L127 147H128V150H129V151H134V153L136 152L137 154L143 152V153H144V156H143V154H139L140 157H141V158L139 159V157L137 158V157H136L137 155L135 156V154L133 153L134 156H135L136 158H135V159H134V158L131 159V157L129 158V156H130V154H132V153L129 152V151L127 152V151L122 150V151H120V153L116 152V154L118 153L117 155L121 157V158H120V157H119V158L122 160V161H121V163L123 164V168H122V167H121L122 165H121V166L118 165V164H120V163L117 164L118 166H117V165H114V161H115V160H116V161H120V160L118 159V157L113 156V157H114V158H113V157L111 156V155H112V154H111L112 152L115 153V151H114V148H115V147L112 146V145L110 144V145H111V151H112V152H111V151H110V148H109V147H104V146L102 145V143H101L100 140H96V139H94ZM161 140H162V139H161ZM6 141H7V140H6ZM8 141H11V140H8ZM13 141H12V142H13ZM17 141H18V140H17ZM20 141H21V140H20ZM23 141H24V140H23ZM31 141H32V140H31ZM57 141H58V140H57ZM155 141H156V140H155ZM164 141H165V140H164ZM4 142H3V143H4ZM35 142H36V141L33 142V143H34L33 145H35ZM44 142H43L42 144H45ZM62 142H63V141H62ZM65 142H66V141H65ZM121 142H122V141H121ZM129 142H130V141H129ZM169 142H170V141H169ZM0 143H2V142H0ZM19 143H20V142H19ZM21 143H22V141H21ZM21 143L18 144V142H13V143L9 142V144H10L9 146H12V149H13V147L15 146L14 149L12 150V151H13L12 153H14V154L16 155L15 152H16L17 150L20 151V152H22L21 149L25 150L24 148L19 147V146L21 145ZM24 143H25V142H24ZM49 143H50V142H49ZM58 143H59V142H58ZM60 143H61V141H60ZM60 143H59V144H60ZM69 143H70V142H69ZM81 143H82V142H81ZM81 143H80V144H81ZM83 143H82V144H83ZM90 143H89V145L87 144V146H88L87 149H89V147H90ZM133 143H134V142H133ZM137 143H138V142L136 141L134 144L137 146V145H138ZM141 143H140V144H141ZM155 143H153V144H155ZM6 144H7V143H6ZM22 144H23V143H22ZM29 144H31V143H29ZM36 144L38 145V143H36ZM39 144H40V143H39ZM42 144H41V145H42ZM52 144H53L54 147H57L56 149H59V148H58V145H57V142L55 141V139H54V142H53ZM61 144H64V143H61ZM66 144H68V143H66ZM93 144H94V145H93ZM261 144H264V143H261ZM4 145H5V143H4ZM7 145H8V144H7ZM33 145H32V147H33ZM48 145H49V144H48ZM50 145H51V143H50ZM69 145H70V144H69ZM69 145H68V146H69ZM75 145H76V144H75ZM121 145H122V143H121L119 146H121ZM123 145H125V144H123ZM148 145H149V144H148ZM177 145H178V146H177ZM0 146H1V145H0ZM46 146H47V145H46ZM62 146H63V145H62ZM78 146H79V145H78ZM171 146H172V145H171ZM3 147H4V146H3ZM16 147H18V148H16ZM23 147H24V145H23ZM26 147H27V145H25V148H26ZM28 147H29V146H28ZM32 147H31V148H32ZM36 147H38V149H40L39 146H36ZM41 147H42V148H45V146H44V147L41 146ZM48 147H51V146H48ZM59 147L61 148V146H59ZM65 147H67V145H65ZM79 147H80V146H79ZM112 147H114V148H112ZM160 147H161V146H160ZM175 147H176L177 149H174ZM260 147H264V145H262V146H260ZM1 148H2V146H1ZM5 148H6V147H5ZM7 148H9V147L7 146ZM15 148H16V151H14ZM34 148H35V147H34ZM34 148H32L31 151H32ZM42 148H41V149H42ZM51 148H52V150L54 149L53 147H51ZM51 148H50V149H51ZM62 148H63V147H62ZM62 148H61V149H62ZM69 148H74V147H73V145H72V147H69ZM76 148H77V147L75 146L74 151H69V152H70V153L72 152L71 155H74V156H75L76 153H77V154H78V155H77L78 157H76V159H77V158L80 157V156H79V155H80L79 153L82 152V149H81V147H80L79 149L77 148L78 150L81 149L80 151H78V152H79V153H78V152L76 151V150H77ZM82 148H83V145H82ZM84 148H85V147H84ZM84 148H83V149H84ZM119 148H120V147H119ZM123 148H125V149L127 150V148H126L125 146H124ZM123 148H121V149H123ZM134 148H135V147H134ZM148 148H149V149H148ZM155 148H158V146L155 147ZM26 149H27V148H26ZM36 149H37V148H36ZM41 149H40V152H39V151H36V152L41 153ZM75 149H76V150H75ZM90 149H91V151H93L92 148H90ZM90 149L87 150V151H86V149H85V150H84L85 153H86V152H89ZM112 149H113V150H112ZM115 149H116V148H115ZM117 149H118V148H117ZM132 149H133V148H132ZM2 150H5V149L2 148L1 151H2ZM29 150H30V149H28V152H30ZM43 150H44V149H43ZM45 150H46V149H45ZM71 150H72V149H71ZM102 150H103V151H102ZM104 150H106V151L104 152ZM163 150H164V151H163ZM1 151H0V152H1ZM10 151H11V150H10ZM10 151H9V153H8L7 150H6V151L3 152V153H5V156H6V153H8V155L11 153ZM25 151H26V150H25ZM57 151H58V150H57ZM62 151L65 152V154H67V152L64 150V148H63ZM62 151H61L60 153H62ZM75 151H76V152H75ZM101 151H102V152H101ZM118 151H119V149H118ZM20 152H19V153H20ZM44 152H45V151H44ZM53 152H54V151H53ZM73 152H75V153H73ZM93 152H94V151H93ZM107 152L110 154V156H109L108 158H106V156H107ZM110 152H111V153H110ZM155 152H156V153H155ZM164 152H165V153H164ZM3 153H2V155H3ZM22 153H23V152H22ZM46 153H47V150H46ZM70 153H68L67 155H69ZM82 153H84V152H82ZM101 153L104 154V158H103V157L100 158V156H102ZM105 153H106V154H105ZM121 153L124 154V155H125V154H129V155H126V156H128V157H125V156L123 157V156H121ZM166 153H167V154H166ZM180 153H181V151H180ZM180 153H179V155L182 156L183 154H180ZM14 154H12V155H14ZM17 154H18V153H17ZM25 154H26L25 156H27L28 153H25ZM34 154H35V153H34ZM56 154H57V153H56ZM86 154H87V153H86ZM89 154L91 155L92 152H89V153H88V156H89ZM160 154L162 155V157H161ZM12 155L10 154L9 157H12ZM22 155H23V157H24V154H22ZM30 155H31V154H30ZM30 155H29V157H31ZM32 155H33V154H32ZM39 155H42V154H39ZM44 155H45V154H44ZM59 155H60V154H59ZM67 155H66V156H67ZM71 155H70V156H71ZM155 155H157V159H156V156H155ZM5 156H3V159L5 158ZM19 156H21V154H20ZM35 156L37 157V156H38V153H37V155L35 154L34 157H35ZM51 156H52V153H51ZM56 156H57V155H56ZM66 156H65V157H66ZM70 156H69V157H70ZM81 156H82V155H81ZM83 156H85V154H83ZM83 156H82V159L84 158V161H85V157H83ZM88 156L86 155V157L89 159ZM131 156H132V155H131ZM134 156H132V157H134ZM166 156H167V157H166ZM181 156H180V157H181ZM14 157H15V156H14ZM21 157H22V156H21ZM21 157H17V158H13V159L17 160V159H19V158L21 159ZM38 157L41 158V156H38ZM38 157H37V158H38ZM49 157H50V156H49ZM53 157H54V156H53ZM53 157H52V158H53ZM59 157H60V156H59ZM59 157H58V158H59ZM62 157H63V156H61V158H62ZM69 157H66V160H67V158H68V160L72 158V157H71V158H69ZM91 157H92V156H91ZM91 157H90V158H91ZM93 157L91 158L92 160H93ZM110 157H112V160L109 159ZM122 157H123V159H122ZM175 157H177V155H176ZM180 157L178 156V161H177V159H176V161H174V162H176L177 167H181L182 164H183V163L185 164V162H186V161L184 160V158H183V159L181 158L182 160H180ZM183 157H185V156H183ZM0 158H1V155H0ZM37 158H36V159H37ZM40 158H39V159H40ZM52 158H51V159H52ZM63 158H64V157H63ZM87 158H86V159H87ZM167 158H168V159H167ZM185 158H187V157H185ZM20 159H19V160H20ZM26 159H30V158H27V157L24 158V159L22 158V160H24V163H25V167H24V166H23V167L27 169V172H28V173H30V172L28 171V169L31 171V168H33V166L30 167L31 165H29V162H28L29 160H26ZM36 159L34 160V159L32 158L31 161L36 162V163L39 165V169H40V168L42 167V165L45 164V163H42L41 167H40V164H39V161H41V160L43 159V155H42V158H41L40 160H39V159L36 160ZM45 159H47L48 162L51 161V160H49L50 158H49V159L47 158V156H46ZM53 159H54V158H53ZM56 159H57V158H56ZM72 159H74V157H73ZM76 159H74V160H75V161H78V159H77V160H76ZM91 159H89L90 162H93ZM124 159H128L127 161H129V162H127V161L124 160ZM155 159L158 160L159 162L156 163ZM159 159H160V160H159ZM169 159H170V160H169ZM173 159H174V158H173ZM173 159H172V160H173ZM6 160H8V157H7V156H6ZM22 160H21V162L19 161L20 164L17 163V162L15 161V162H16V165H21V163H23ZM38 160H39V161H38ZM63 160H64V159H63ZM63 160H62V162H63ZM66 160H65V161H66ZM74 160H72V161L75 162ZM132 160H133L134 162H133ZM148 160H149L150 162H154V161H155V163H152V164L150 163L151 165H149V161H148ZM167 160H169V161H167ZM174 160H175V159H174ZM179 160H180V161H179ZM8 161L10 162V158H9ZM11 161H12V160H11ZM17 161H18V160H17ZM31 161H30V162H31ZM54 161H55V160H54ZM57 161H59V160L57 159L56 162H57ZM70 161H71V160H70ZM70 161H68V162H70ZM79 161H80V160H79ZM184 161H185V162H184ZM187 161H188V160H187ZM189 161H191V160H189ZM0 162H1V161H0ZM5 162H6V161H5ZM9 162H7V163H9ZM12 162H13V161H12ZM12 162H11V163H12ZM34 162H33V163H34ZM42 162H44V159H43ZM45 162L48 163L46 160H45ZM68 162H67V163H68ZM73 162H72L71 164H73ZM82 162H83V160H82ZM145 162H141V164L144 165L143 163H145ZM177 162H178V163H177ZM3 163H4V161H3ZM13 163H14V162H13ZM13 163H12V164H13ZM24 163H23V164H24ZM33 163H32V164H33ZM40 163H41V162H40ZM49 163H51V162H49ZM64 163H66V162H64ZM76 163H78V162H76ZM76 163L73 164V167H75V166L77 167V166H78L79 168H81V166H82L83 163H84V165L87 163L86 166H88V168L90 169L88 160H87V162L85 161V162H83L82 164L78 163L79 165H76ZM128 163H129L130 166L132 167L131 169H129V171H128L127 167H126V166L129 165ZM138 163H137V164H138ZM146 163H145V164H146ZM161 163H160V167L162 166ZM170 163H171V162H170ZM12 164H10V165L13 166V167H15V165H12ZM37 164H36V165H37ZM52 164H53V162L51 163V165H52ZM57 164H59V163H57ZM61 164H62V165H60V166H62V167L64 166V167H65V165H64L63 163H61ZM68 164H69V163H68ZM126 164H127V165H126ZM131 164H132V165H131ZM141 164H140V167H139V168H141ZM153 164H155L156 166L153 165ZM163 164H164V163H163ZM171 164H175V163H171ZM188 164H189V162H188ZM0 165H2V164L0 163ZM7 165H9V164H7ZM36 165H35V170H36V168H37ZM45 165H46V167L49 166V165H47V164H45ZM53 165H54V164H53ZM74 165H75V166H74ZM90 165H91V164H90ZM125 165H126V166H125ZM178 165H179V166H178ZM185 165H186V164H185ZM189 165H191V164H189ZM189 165H188V167H187L188 169H189ZM21 166H22V165H21ZM69 166H70V164H69L68 166H67V164H66V168H65V169L67 170V167H69ZM104 166H105V165H104ZM144 166H145V165H144ZM151 166H152L153 168H152ZM165 166L168 167L167 164H166ZM169 166H171V165H169ZM183 166H184V165H183ZM183 166H182V167H183ZM6 167H8V166H6ZM16 167H17V166H16ZM19 167H20V166H19ZM50 167H51V166H50ZM54 167H55V166H54ZM54 167H53V168H54ZM73 167H72V170H73ZM78 167L75 168V170L78 169V170L80 171V169H79ZM112 167H111V168H112ZM172 167H173V166H172ZM172 167H171V168H172ZM1 168H3V166H1L0 169H1ZM42 168H43V167H42ZM47 168H48V167H47ZM101 168H104V167L102 166ZM129 168H130V167H129ZM137 168H138V167H137ZM162 168H163V166L160 168V170L162 171V174L165 173V170H166V169L168 170V168H166V169H165V167H164L163 169H162ZM171 168H170V170H171ZM174 168H175V167H174ZM13 169H16V168H12V170H13ZM37 169H38V168H37ZM49 169H50V168H49ZM69 169H70L69 171H71L70 173H72L73 171L71 170V167H69ZM82 169H83V166H82ZM85 169H87V168L85 167ZM104 169H105V168H104ZM109 169H110V168H109ZM145 169H144V171H145ZM164 169H165V170H164ZM176 169H177V170H176L177 173H175V174H177V176L173 173L174 176H176V177L178 178V180H180V179L182 180V179H183L182 181L180 180L181 183H180V182H177V187H178V184H183V182H185V176L183 175V173H187V172H183L182 168H179V169L176 168ZM183 169H184V168H183ZM188 169H187V170H188ZM1 170H2V169H1ZM3 170H4V169H3ZM3 170H2V171H3ZM6 170H7V169H6ZM6 170H5V171H6ZM21 170H22V169H21ZM45 170H46V169H45ZM53 170H54V169H51L50 172L53 171ZM58 170H59V169H58ZM62 170H63V169H62ZM66 170H63L62 172L66 171ZM97 170H99V169H96V171H97ZM141 170H143V169H141ZM141 170H140V171H141ZM2 171H1V173H2ZM13 171H16V172L18 173L19 170H18V171H17V170H13ZM24 171H25V170H24ZM32 171H33V170H32ZM60 171H61V170H60ZM67 171H68V170H67ZM69 171H68V172H65V173H64V176H65V174L69 173ZM76 171H77V170H76ZM79 171H77V172H79ZM81 171H82V170H81ZM81 171H80V172H81ZM90 171H92V170L90 169ZM94 171H95V170H94ZM94 171H92V172L94 173ZM102 171H103V169H102ZM102 171H101V172H102ZM140 171H139V174H138L139 176H140ZM144 171H142V172L144 173ZM161 171H160V172H161ZM176 171H173V172H176ZM185 171H186V170H185ZM189 171H190V170H189ZM191 171H192V170H191ZM6 172H9V174H10V178H8V181H7V182L9 183V185H8L7 182H5L7 179L4 180V184L1 182V181H3V180H1V181H0V183H1V184H0V187H1V188H0V191H2L3 189H5V188H7V187H8V188H9V187H12V185H13V186H21V187H23V188L25 187V189H31V190H27L28 193H27V192H26V193H24V192H10V193H4V194H1V195H0V264H22V263H23V264H26V263L31 264L32 261H34V262H33L34 264H43V263H45V262L42 263V261L44 260L43 258L41 259L42 261H40L39 259H38L39 261H38V260L35 261V258H39V257H40L39 254H43L45 250H46V251H45V254H46L47 252H49V253H47V255L57 254V253L60 252V251L58 250L59 248H60V250H61V249L63 250L64 247H63L62 244L65 243L64 245H66V243H69V242H70V240L68 241V237H67L68 235H67V232H66L65 235H67V236H65L64 239H63V238L61 239V240H63V241L66 239L65 242L63 243V241H62V242L60 241V242L62 243V244H59L60 246L56 243L57 241L60 240L59 238L62 237V234L65 233L64 231H62L63 233H61V231H60V230L63 229V227H64L65 225L62 226V228H61L58 232H57V230H55V229H57V228L59 227V226H58V225H59L58 222H60V221L57 219V217L55 218V215H53V211H52V210L54 209V211H55L54 213L56 214V213H58V212H57L58 210H57V209L55 210V208H53V207H52V208H53V209H52V208L50 207L51 204H48V202L50 201V199H53V198H51V197L49 196L50 198L48 197V198H49V201H48V198H46V196H44V193H45V192H44V193L42 192V193H43L42 195L44 196V197H42V195H39L40 191H39V192L37 191V192H38V193H37V192H36L37 189H35V188H34V189H33V188H30V187H29L30 185H29V186L26 185L27 183H24V184H23L24 186H22V183L18 185V183H20V182L17 181V180H15L16 182H14L13 180H12L11 182H9V179H12L11 177H13V176H11V175H12V174H11L12 171H9V169H8ZM10 172H11V173H10ZM20 172H21V171H20ZM20 172H19V173H20ZM33 172H35V171H33ZM38 172H39V171H38ZM38 172H37V173H38ZM40 172H41V169H40ZM43 172H45V171H43ZM47 172H48V171H47ZM53 172H54V171H53ZM58 172H59V171H58ZM58 172H57V173H58ZM80 172H79V173H80ZM83 172H85V170H84ZM113 172H112L111 176H112V175H115V174L117 173V172H116L115 174H113ZM123 172H124V173H123ZM160 172H159V173H160ZM166 172H167V171H166ZM192 172H193V171H192ZM1 173H0V176H3ZM19 173H18V174H19ZM31 173H32V172H31ZM31 173H30V174H31ZM35 173H36V172H35ZM55 173H56V172H55ZM70 173H69V175H70ZM79 173H75V172H74L73 174L76 175V174H79ZM87 173H88V172H87ZM95 173H96V172H95ZM105 173L108 174L107 172H105ZM143 173H142V174H143ZM152 173H154V174H152ZM167 173H168V172H167ZM167 173H166V174H167ZM188 173H189V172H188ZM3 174H5L4 171H3ZM13 174H14L15 176L18 175V174L16 175L15 172H14ZM20 174H21V173H20ZM20 174H19V175H20ZM42 174H43V173H42ZM42 174H39V175H40V179H41ZM47 174H48V173H47ZM52 174H53V173H52ZM52 174H49V175L51 176ZM58 174H59V173H58ZM89 174H90V173H88L87 175H89ZM97 174H99V171H98ZM147 174H146V175H147ZM162 174L160 173L159 175H162ZM189 174H190V173H189ZM189 174H187V175H189ZM192 174H193V173H192ZM19 175H18L17 178H19V177L21 176V175H20V176H19ZM22 175H23V173H22ZM26 175H27V174H26ZM26 175H24V176H26ZM35 175H36V174H35ZM39 175H38V177H39ZM54 175H55V174H54ZM82 175H83V174H82ZM84 175H85V174H84ZM84 175H83V176H84ZM91 175H92V173H91ZM91 175H90L89 177H91ZM93 175L96 176V174H93ZM93 175H92V177H94ZM102 175H103V172H102ZM109 175H110V173H109ZM144 175H145V174H144ZM144 175H143V176H144ZM159 175H158V178L161 180V178H160L161 176L159 177ZM185 175H186V174H185ZM193 175H194V174H193ZM6 176H7V175H6ZM31 176L34 177V175H31ZM44 176L46 177V175H44ZM44 176H42V178H43ZM64 176L62 177V179L64 178ZM79 176H80V175H79ZM111 176H110V179H113L114 176H113L112 178H111ZM117 176H119V175H117ZM139 176H138V177H139ZM143 176H142V177H143ZM150 176L147 175V177H150ZM162 176H166V175H162ZM170 176H172L173 179H174V176L171 175V171H170V175H169V177H170ZM246 176H247V175H246ZM246 176L243 178L244 180L242 179V181H244L245 184H247L245 181L249 182V185H250V186L247 187V185H246V188H248L247 190H249V191H248V192H249V196H251V198L254 199L253 196H255L257 190H258V189L260 190L261 188H258V187H259L258 185H257V187H256V182H255V178H254V176H250V174H249L247 177H246ZM262 176H264V173H262ZM262 176H260V177H261V178H264V177H262ZM27 177H28V176H26L25 178H24V177H22V178H24V180H27L30 176H29L28 178H27ZM36 177H37V176H36ZM38 177L36 178V180H40ZM45 177H44V178H45ZM47 177H48V178H47ZM47 177H46V179L49 180V181L47 180V183H46L47 185H45V182H46V181H45V179H43L45 182H44V185H42V186H44V188H45V186H46V187H48L49 185L52 186L51 188H50V187H49V188L52 189L51 191H52L53 195H54V194L56 195V196H53V197H55L54 200H56V203H58L57 206L60 207V209L63 210L62 212L59 211V213H62V214H63V212L65 211V212H64V214H65L64 217H66V218H65L64 220H66V219L68 218V221H69V219H70V221L68 222L69 225H68L67 222H65V223H67L66 226H68V227L71 226V227H70V229H71L70 232L74 230L75 234H74V233H73V234H74L75 236L72 235V236H73L72 238L75 239L77 236H79V234H81V228L83 227V225L85 226V228L83 227L84 230H86V225L83 224L84 222H83L82 225H81V221H80V220H81V218H80L81 215L78 214L79 211H78L77 208H78L79 206L77 207V205H76V204H77V201L75 202L76 204H74V201H75V200L73 199V200H74V201H73L72 198H71L72 196H73V198L75 197L74 194H76V192H79V189H78V191L72 190V192L75 191L74 194L70 191V193H72V195H70L71 197H70V196H68V197H64V196H66L67 194H69V193L66 192L65 190L68 191L70 188H67L65 185H62L63 187L60 188V187L57 186V184H54L56 179L53 181L52 178H51V177H53V176L50 177L51 179H49V176H47ZM57 177H58V176H57ZM59 177H60V175H59ZM59 177H58V178H59ZM67 177H68V175H67ZM77 177H78V176H77ZM80 177H81V176H80ZM105 177H106V176H105ZM144 177H145V176H144ZM152 177H150V179H151ZM167 177H168V176H167ZM176 177H175V178H176ZM248 177H249V178H248ZM3 178H7V177L4 176ZM20 178H21V177H20ZM31 178H32V177H30V179H28V180L31 181ZM65 178H66V177H65ZM65 178H64V179H65ZM69 178H70V176H69ZM73 178H74V177H73ZM83 178H84V177H83ZM103 178H104V177H103ZM106 178L109 179L108 175H107ZM123 178H124V177H123ZM123 178L120 177V179H122L121 182H122V181L125 182V180H123ZM153 178H152V181H153ZM177 178H176V179H177ZM187 178H188V177H187ZM253 178H254V179H253ZM1 179H2V178H1ZM33 179L35 180V177H34ZM62 179H61V180H62ZM71 179H72V178H71ZM71 179H70V180H71ZM75 179H76V178H75ZM81 179H82V178H81ZM81 179H79V180H81ZM86 179H87V178H86ZM97 179H98V178H97ZM99 179H101V178H99ZM99 179H98V180H99ZM144 179H145V178H144ZM148 179H149V178H148ZM150 179H149V182H150V183L147 181V182H148L147 184H150V185H149V186L146 185V186H147L148 188H149L150 186H155V188H156L157 186L154 185L155 183L153 184V183L150 181ZM156 179H157V178H156ZM163 179L165 180V177H163ZM173 179H172V180H173ZM188 179H189V178H188ZM188 179H187V180H188ZM19 180H20V179H19ZM34 180H32V181H33L32 183L34 184V187H36V186H35L36 183H40V184H41V183L43 182V180H42V181L40 180L41 182H39V181H36V182H35ZM66 180H67V182H68V179H66ZM70 180H69V181H70ZM82 180H83V182H84V179H82ZM91 180H94V179H91V178H90V183H92ZM98 180H97L96 182H98ZM103 180H104V179H103ZM113 180H114V179H113ZM116 180H117V178H116ZM160 180H158L159 182H158V181H157V182H158V183L163 182V184H164V180H162V181H160ZM168 180H169V179H168ZM178 180H177V181H178ZM250 180H251V181H250ZM56 181H57V180H56ZM58 181H60V180H58ZM71 181L75 182V180H71ZM71 181H70L69 183H71ZM105 181H106V179H105ZM118 181H119V180H118ZM118 181H117V183H120V182H118ZM141 181H142V179H141ZM145 181H146V180H145ZM174 181H175V180H174ZM188 181H189V180H188ZM262 181H264V179H262ZM13 182H14V184H13ZM21 182H22V181H21ZM34 182H35V183H34ZM48 182H49V183H48ZM64 182H65V181H64ZM73 182H72V183H73ZM85 182H86V180H85ZM85 182H84V183H85ZM88 182H89V181H88ZM94 182H95V181H94ZM94 182H93V183H94ZM101 182H102V181H101ZM111 182H112V180H111ZM113 182H115V181H113ZM127 182H128V181H127ZM154 182H156V181H154ZM171 182H172V181H171ZM171 182H170V183L168 182V186H170V189H169L168 187H167V189H168V191L171 190V193H170V194L173 196V199H172V196H171V199H172V200H175L174 202L176 203V205H173V208H175V206H177L176 208L179 209L178 211H180L181 208H182V211H180V212H181V215L183 214V213H182V212H183V209H185V210H184L185 212L188 211V212H187L188 214H191V213H189V210L194 209V208H193V204H190V205H189L188 203L185 204V203H181V202H180V199H181V200H182L183 198H184V199H187V198H185V197L181 198V197L185 194L183 191H182V192H183L184 194L182 193V194H183L182 196H181V193H180V194L178 193V192H180V190H178V189H181V188H182V187H181L182 185H181V186L179 185V188H177V191H176V190H174L175 188L172 187ZM189 182H191V180H190ZM252 182H253V183H252ZM10 183H12V184L10 185ZM16 183H17V184H16ZM32 183H31V184H32ZM51 183H52V184H51ZM60 183H62V182L60 181ZM75 183H77V182H75ZM75 183H74V184H75ZM79 183H81V181H80ZM117 183H116V184H117ZM129 183H130V182H129ZM136 183H138V182H136ZM5 184H6V186H5ZM40 184H38V185L41 186ZM63 184H66V182L63 183ZM96 184H98V183H96ZM104 184H105V183H104ZM107 184H108V181H107ZM124 184H126V182H125ZM124 184H123V185H124ZM139 184H140V183H139ZM165 184H167V183H165ZM186 184H188V183H186ZM251 184H253V185L251 186ZM1 185H2V186H1ZM25 185H26V186H25ZM36 185H37V184H36ZM53 185H54V187H53ZM66 185H67V184H66ZM68 185H69V184H68ZM71 185L74 186L73 184H70V187H71ZM86 185H90V184L87 183V184L83 185V187H85ZM93 185H94V184H93ZM98 185H99V184H98ZM101 185H102V184H101ZM110 185H111V184H110ZM117 185H118V184H117ZM117 185H116V186H117ZM129 185H130V184H129ZM129 185L127 184L126 187L128 188ZM157 185H158V184H157ZM194 185H195V184H194ZM194 185H191V186L193 187ZM60 186H61V185H60ZM80 186H81V185H80ZM91 186H92V185H91ZM94 186H96V185H94ZM108 186H109V185H108ZM108 186H106V187H108ZM121 186H122V185H121ZM132 186H133V185H132ZM132 186H130V187H132ZM143 186H145L144 183H143ZM146 186H145V188H146ZM158 186H159V185H158ZM175 186H176V185H175ZM183 186L186 187L187 185L184 184ZM195 186H196V185H195ZM195 186H194V187H195ZM26 187H27V188H26ZM31 187H33V185H32ZM56 187L60 188V190H62V188H64V187H66L67 189H64L63 191H60V190H59L58 188H56ZM68 187H69V186H68ZM74 187H75V186H74ZM98 187H99V186H98ZM103 187H104V186L102 185V188H103ZM109 187H110V186H109ZM118 187H119V186H118ZM122 187H124V186H122ZM130 187L128 188L129 190H131ZM137 187H138V184H137ZM162 187H163V185H162ZM162 187H161V191H162ZM180 187H181V188H180ZM189 187H190V185H189ZM196 187H197V186H196ZM196 187H195V188H196ZM203 187H205V186H203ZM206 187H207V186H206ZM250 187H251V188H250ZM254 187H255V188H254ZM40 188H41V187H40ZM44 188H43V189H44ZM53 188H54V190H53ZM87 188H89V186H88V187L86 186V189H87ZM93 188H94V187H93ZM114 188H116V187L114 186ZM114 188H113V186H112V189H113V190H114ZM133 188H134V187H133ZM139 188H140V187H139ZM139 188H135V189H139ZM151 188H154V187H151ZM210 188H211V187H210ZM223 188H224V187H223ZM223 188L221 187V189H220V186H218V190H221V192L223 191V190H222ZM229 188H230V187H229ZM229 188L225 187V190H226L227 193L229 194V195H227V197H229V199H230V197H232L233 200H235V199L237 200V198H238V199L240 198L239 200H240L241 203H242V200L244 199V196H245L244 194H246L245 201H249V202H251L250 200H252V199H250V197L247 198V196H248L247 193H248V192L246 191L245 187H242V188L240 187V189H243V191L245 190V191L247 192V193H244V194H242L243 192H241L240 190H239V192H237V190L239 189V187H236V188H238L236 191H235L236 188H235V189L233 188L232 190H228ZM256 188H258V189H256ZM38 189H39V188H38ZM50 189H49V190H50ZM56 189H57V191H56ZM74 189H75V188H74ZM84 189H85V188H83L82 191H84ZM90 189L92 190V188H90ZM94 189H95V188H94ZM94 189H93V190H94ZM103 189H105V188H103ZM106 189H107V188H106ZM112 189H108V190H112ZM118 189H119V188H118ZM128 189H126V190H128ZM156 189H157V188H156ZM159 189H160V186H159ZM159 189H158V190H159ZM163 189H164V188H163ZM182 189H183V188H182ZM182 189H181V190H182ZM186 189H188V188L186 187ZM192 189H193V188H192ZM192 189H191V190H192ZM202 189H203V188H202ZM207 189H208V187H207ZM251 189H252L253 191H252ZM255 189H256V190H255ZM262 189H264V188H262ZM47 190H48V189H47ZM70 190H71V189H70ZM76 190H77V189H76ZM98 190H99V188H98ZM100 190H101V189H100ZM100 190H99L98 193L101 194V191H102V190H101V191H100ZM113 190H112V191H113ZM116 190H117V189H116ZM116 190H115V191H116ZM119 190H120V189H119ZM124 190H125V188H124ZM132 190H133V189H132ZM132 190H131V191H132ZM140 190H142V189H139V191H140ZM143 190H144V189H143ZM152 190H153V189H152ZM154 190H155V189H154ZM158 190H157V191H158ZM164 190H166V189H164ZM194 190H195V189H194ZM196 190H197V188H196ZM200 190H201V188H200ZM204 190H205V188H204ZM213 190H214V188H213ZM213 190H212V191H213ZM216 190H217V189H216ZM216 190H214V191H216ZM233 190H234V192H232ZM250 190H251V191H250ZM254 190H255V193H253ZM259 190H258V191H259ZM34 191H35V192H34ZM43 191H44V190H43ZM45 191H46V190H45ZM51 191H50V193H51ZM82 191H81V192H82ZM87 191H88V190H87ZM104 191H106V190H104ZM145 191H146V190H145ZM157 191H156V192H157ZM161 191H159V192L161 193ZM187 191H188V190H187ZM187 191L185 190V192H187ZM189 191H190V190H189ZM198 191H199V190H198ZM201 191H202V190H201ZM201 191H200V192H201ZM208 191H209V190H208ZM226 191H223L222 193H224V192H226ZM245 191H244V192H245ZM33 192H34V193H33ZM46 192H49V191H46ZM58 192H59V193H65V192H66L67 194H66V193H65L66 195H65V194H63V195L61 194V196H60V194H59ZM84 192L87 193L86 190H85ZM84 192H82V193H84ZM93 192H94V191H93ZM133 192H134V191H133ZM135 192H136V191H135ZM135 192H134V193H135ZM151 192H153V191H151ZM154 192H155V191H154ZM162 192H163V191H162ZM164 192H166V191H164ZM192 192H193V191H192ZM205 192H206V191H205ZM209 192H210V191H209ZM209 192H208V193H209ZM216 192H217V191H216ZM216 192H214V193H216ZM218 192H219V191H218ZM218 192H217V193H218ZM235 192H236V194H237V193H238V194L240 193L239 196L241 195V197L244 195V196L242 197L243 199L241 200V197H238V195H237V197H233V196H236V195H235ZM261 192H262V191H261ZM261 192H260V194H261ZM52 193H51V195H52ZM85 193H84V195H85ZM90 193H92V192H90ZM105 193H106V192H105ZM113 193H114V192H112V193H110V194H113ZM122 193H123L122 195H124V191H123ZM128 193H129V194H132L131 192H128ZM128 193H125V194L127 195ZM142 193H143V192H142ZM142 193H141V194H142ZM144 193H145V192H144ZM147 193H150V191H148ZM147 193H146V195H145L146 197H144L145 200H146V198L148 197V196H147ZM187 193H190V192H187ZM194 193H195V192H194ZM202 193H203V192H202ZM202 193H199V194H202ZM210 193H211V192H210ZM222 193H218V195H217V196H219L218 199H217L218 201H215V200H214V201H215V204H216L217 202H218V203H219V202L222 203L223 201H221V200L227 198V197H224V195H225V194H224V195H222V197H224V198L220 199V198H221V195H220V194H222ZM233 193H234V195H233ZM258 193H259V192H258ZM57 194H58V195H57ZM78 194L80 195L81 198H79V195H78ZM78 194H77L78 196L76 195V198L78 197L77 199H80V200L83 199V200H84V198H82L81 193H78ZM92 194H93V193H92ZM95 194H96V190H95ZM108 194H109V193H108ZM115 194H117V193H115ZM151 194H153V193H151ZM161 194H162V193H161ZM163 194H167V195H168L169 192H168V193L166 192V193H163ZM163 194H162V196H163ZM191 194H192V193H191ZM195 194H196V193H195ZM205 194L207 195V192L204 193V195H205ZM231 194H232V195H231ZM260 194H258L259 196H257V194H256V197H255V200L257 201V203L259 202V205H261L260 208H258V207H257L258 204H255V206L257 205L255 208H258L257 211L260 210V209H262V208H264V207H262V205H264V203H262V202H264V201H262V198H264V197H262V194H264V193L261 194V197H262V198H260ZM46 195H47V193H46ZM48 195H49V194H48ZM48 195H47V196H48ZM84 195H83V197H84ZM86 195H87V194H86ZM97 195H98V194H97ZM106 195H107V193H106ZM118 195H120V194H118ZM137 195H138V194H137ZM155 195H156V194H154V196H155ZM167 195H165V197H166ZM185 195H186V194H185ZM187 195H188V194H187ZM187 195H186V196H187ZM206 195H205V197H206ZM211 195H212V194H211ZM230 195H231V196H230ZM37 196H38V197H37ZM59 196H60V197H59ZM89 196H90V195H89ZM93 196H94V195H93ZM101 196H104V195L101 194ZM142 196H144V194H143ZM142 196H141V197H140V195L137 196V197H139V199H138V203L131 202V203H128V204H127V203H126V204H123V202H120V204H119V203H117V201H116V203L119 204L118 207H117L118 209L115 208L117 204L114 203V204H115V205H114L115 207H113V205L110 206L111 204L109 203V204H110V205H109L108 202L104 201V199H103V200H102L103 203H104V204H105V202L107 203V206L104 207V208H105V209H104V208L101 206V204H102L103 206H105V205L101 202V200H98L100 203H99L98 201H97V202H98V203H97V202H95V200H96L98 197H97L96 199H95L94 197H92V198H93L92 200L94 201V203H95L96 205L98 204L97 206H101V207L104 209V210H103L104 213H106L105 210L107 211V214H109L110 212H112V215H113V216H111V215L109 214V216L107 215L106 218H108V217L111 216V218L113 217L112 219L114 220V217L117 215L118 218H119V220H118V218L115 219L114 221H117V223L115 224V222H113V220H112L111 218H108L107 220H110V219H111L113 223H111V222H109V221H107V220H104V219H105V216H104V215L102 216V218L104 217V219L97 218V217H98V216H97V217H96L97 219L104 220V222H103L104 224L109 222V223H111V224H109V225H113V226H114V224H115V226H114V227H110L108 224H105V225H106V226H105L106 229H104V228H105V227H104V228H102V230H100L101 232H100V231H99V232L96 231V232L94 233L95 235L92 234V233H93V230H92V233H91L92 235H89V237H87L88 239H86L85 237H83L85 233H84V234L82 233V234L80 235V237H83L84 239H86V240L88 241L87 244H85L86 242H84V244H82V243H81L82 240L80 241V237L78 238V240L80 241V243H81L82 245L89 246V248H87L86 246H85V247H86L87 250L85 249V247L81 248L82 245L80 246V245H79L80 243H79V241H78L79 244H78V243L75 244V245H76V248H78V245H79L80 248H81V250H82V249H84V250H82V251L79 250V251L76 252V254H77L78 252H80V253L77 254V255H80V257H82V258L84 259V262L82 261V258L79 259L77 255H76V256H77V258H78L79 260H78V261L76 260V261H73V262H76L75 264H77V263L80 264L81 261H82V263H85V264H162V263H163V264H168V263H169V264H173V263H174V264H184V263H187V264H188V263H189V264H215V263H218V262H219L220 264H223V263H225V261H226L225 258H224V259L222 258L223 263H221V261H216V260H214L213 258H214L215 256H218V255H219L218 257H220V256H221V257H224V255H221V254H222V253H225V254H226L225 256L227 257L226 259H227V260L231 259V261H229V264H235V263H236V264H240V263L243 264V262H245L244 264H255V263H256V264H264V254H261V253H264V252H262V251H264V243H262V242H264V238L261 239V238L259 237V235H260L261 233H262V235H264V230H262V232H261V231H256V233H258V232L260 233V234L258 233L259 235H257L256 233L253 234V233H254V230L261 229L262 222H264V221H262V219H264V218H262V217H264V214H262V210H261L260 215L258 214L259 216L257 217V218L261 217V218L259 219V221L257 220V218H256L255 216H253V218H251L252 216L249 215V213H251L250 211H253V208H252V209H251V208L249 209V207H251L252 205L250 206V205H248L247 202H246L247 206H249V207H246V208H248L250 211H247L249 216H247V215L245 214V215H246V218H245L246 221H245V219H241V218L244 216L243 214L246 213V212H241V217H240V219L238 218L239 215H240V211H241V210L238 211V212H239V215H238L237 210H239L240 208H239V206L237 207V206L235 205L237 202L233 203V202H234L233 200H229V201H231V203H233V205H232L233 207L236 206V207L239 208V209H236V208L233 209V207H231V205H230V202H227V203H226L225 200H224V201H225L224 204H225L227 207H226L225 205H224V206H221V205H220L221 207L218 206V205H216V206H215L216 209H215V207H214L215 204L212 205V204H213V201H212V203H210V205H209L210 207L207 205V207H209V208H208V212H207L208 215L205 216V220H202V219H204V216L202 217L201 220L199 219L200 215L202 216V213H204L205 210H204V212H202L200 215L198 214L199 216H196L197 219H195V218L193 217L194 219H192V220H189V219H187V218H186L185 220H183V218H184L186 215L183 216V218L180 216V217L182 218V220H183V223H184L186 220H187V223L189 222V226H190V223H191V226H190V227L192 228V231H191V229L185 228V231H186V229L190 230L191 233H189V232H187L188 230H187L186 232L184 231V228H183V227H184L185 225L182 226V225L180 224L181 220H180V221H179V220H178V221L176 220V221L179 223V225H178V223L176 224V221H175V223H173L174 221H170V220H169L170 218L167 220L168 217H166L165 219L167 220V222L170 221V222H171L170 224L173 223V224H172V225H173V227H172L173 229H172V228H169V227H171L172 225L169 226V224L167 225L164 221H163V222H164L163 224H165V225H161L160 223L158 224L159 221H162V220H163V219L160 218V217H159V218H160L161 220H160V219H159V221H156V220H155L156 223H155V221H152V220H151V219H153L152 216H151V217H148L149 219L151 218L150 220H148V219L145 220V219L141 218V217L144 216L143 213H141V212H143V211H144V212H147V211H148V206H149L148 204H147V207H146V204H141V203L145 202V201H143V200H142L143 202H142V201H141V203L139 202V201H140V198H142ZM168 196H169V195H168ZM195 196H196V195H195ZM198 196H199V195H198ZM198 196H197V198H198ZM207 196H210V195H207ZM41 197H42V198H41ZM61 197H62V198H61ZM110 197H111V196H110ZM110 197H109V195H108V199H109ZM114 197H115V196H114ZM118 197H120V196H118ZM121 197H122V196H121ZM123 197H124V196H123ZM130 197H131V198H130ZM134 197H135V196H134ZM150 197H151V196H150ZM202 197H203V196H200V199H201L202 201H199L200 199H198V201L200 202V206H199V207H201V211H202L203 208L205 207V206L203 205V201H204V200H207L206 198L203 200ZM44 198H46V199H44ZM66 198H67V199H66ZM70 198H71V199H70ZM86 198H88V197H86ZM86 198H85V200H86ZM106 198H107V197H106ZM125 198H126V197H125ZM125 198H124V199H125ZM129 198L132 199V196L130 195ZM144 198H143V199H144ZM152 198H154V197H152ZM152 198H151V199H152ZM155 198H158V199H159L158 194H157V196H155ZM155 198H154V200H155ZM161 198H162V197H161ZM161 198H160V199H161ZM166 198H167V197H166ZM169 198H170V197H169ZM174 198H175V199H174ZM191 198H192V195H191ZM191 198H189V199H191ZM213 198H214V196L212 197V199H213ZM258 198H260L262 202H261L260 199H258ZM88 199H89V198H88ZM88 199H87L86 202L90 203V200L88 201ZM90 199H91V197H90ZM94 199H95V200H94ZM108 199H107V200H108ZM121 199H122V198H120L119 200H121ZM124 199H123V201L125 202ZM147 199H148V198H147ZM158 199H157V200H158ZM160 199H159V201H160ZM171 199H170V200H171ZM208 199L210 200V197H208ZM214 199H215V198H214ZM247 199H248V200H247ZM45 200H46L47 202H46ZM65 200H66V201H65ZM92 200H91L90 206H91V204H93V201H92ZM113 200H114V198H113ZM135 200H136V199H135ZM149 200H150V199H149ZM149 200H148V201H149ZM162 200L165 201V198L163 197ZM167 200H168V199H167ZM170 200H169V201H170ZM187 200H188V199H187ZM187 200H186V202H187ZM191 200H192V199H191ZM236 200H235V201H236ZM69 201H70V202H69ZM72 201H73V202H72ZM121 201H122V200H121ZM152 201H153V200H151V202H152ZM155 201H156V200H155ZM193 201H194V199H193ZM196 201H197V200H196ZM198 201H197V202H198ZM210 201H211V200H210ZM232 201H233V202H232ZM240 201H239V202H240ZM253 201H254V200H253ZM253 201H252L251 203H253ZM51 202H52V204L54 203L53 200H52ZM79 202H80V201H79ZM79 202H78V203H79ZM82 202H83V201H82ZM84 202H85V201H84ZM86 202H85V204H86ZM110 202L112 203L111 200H110ZM114 202H115V200H114ZM136 202H137V201H136ZM157 202H158V201H157ZM165 202H166V201H165ZM165 202H162V201H161L162 204L165 203ZM172 202H173V201H172ZM177 202H178V203H177ZM189 202L191 203L190 200H189ZM194 202H195V201H194ZM204 202H205V201H204ZM207 202H209V201H207ZM45 203H46V204H45ZM49 203H50V202H49ZM88 203H87V206H86L87 209L85 208L86 210H84V211H85V212L88 211V212H91V213H92L93 211H90V210H89L91 207H89V209H88ZM121 203H122V205H121ZM132 203H133V204H132ZM139 203H140V204H139ZM146 203H147V202H146ZM168 203H169V202H168ZM180 203H181L182 205H181ZM192 203H193V202H192ZM195 203H196V202H195ZM241 203H237V204L241 206V205H242ZM244 203H245V202H244V200H243V204H244ZM95 204H93V205L95 206ZM130 204H132V205H130ZM149 204L151 205V203H149ZM158 204H159V203H158ZM206 204H209V203H206ZM206 204H205V205H206ZM227 204H229L230 207H228ZM249 204H250V203H249ZM75 205H76V206H75ZM79 205H80V204H79ZM81 205H84V204H81ZM108 205H109L110 207H109ZM141 205H142V206H141ZM153 205H154V204H153ZM165 205H167V207H168V205H170V204H165ZM191 205H192V206H191ZM196 205H197V204H196ZM222 205H223V204H222ZM52 206H54V205H52ZM123 206H124V207H123ZM159 206H162V208L165 207V206H163V205H159ZM170 206H171V205H170ZM184 206H185V207H184ZM54 207H55V206H54ZM76 207H77V208H76ZM83 207H85V206H83ZM83 207H82V208H83ZM150 207H152V206H149V210H150ZM187 207H189V208H187ZM197 207H198V206H197ZM197 207L195 206V208H197ZM207 207H205V208H207ZM219 207H220V208H219ZM252 207H254V205H253ZM261 207H262V208H261ZM79 208H80V207H79ZM112 208H113V209H112ZM119 208H120V209H119ZM136 208H137V209H136ZM145 208H146V209H145ZM152 208H154V207H152ZM155 208L157 209V208H159V207L156 206ZM155 208H154V209H155ZM162 208H161V209H162ZM165 208H166V207H165ZM176 208H175V209H176ZM205 208H204V209H205ZM213 208L215 209V211L218 210V211L216 212V213H218V214H215V213H214L215 211L213 210ZM218 208H219V209H218ZM226 208H227L228 210H225ZM241 208H242V207H241ZM246 208H245V211H246ZM92 209H93V208H92ZM92 209H91V210H92ZM95 209H96V208H95ZM97 209H98V208H97ZM156 209H155V210H156ZM161 209H160V210H161ZM166 209H167V208H166ZM166 209H164L165 212H166L165 214H167V211H168V210H166ZM177 209H176V210H177ZM187 209H188V210H187ZM220 209H224V210H225V213H224V210L221 211L222 213L219 212ZM243 209H244V208H243ZM101 210H102V209H101ZM121 210H122V211H121ZM123 210L126 211V212H123ZM139 210H141V211H139ZM142 210H143V211H142ZM158 210H159V209H158ZM162 210H163V209H162ZM164 210H163V211H164ZM198 210H199V208H198ZM206 210H207V209H206ZM211 210L213 211V215H212V213H211V212H212ZM254 210H255V209H254ZM80 211H81V210H80ZM170 211H171V208H170ZM194 211H195V210H194ZM199 211H200V210H199ZM81 212H82V211H81ZM88 212H87V213H88ZM95 212H96V211H95ZM99 212H100V209H99ZM99 212H98V214H99ZM117 212H118V213H117ZM127 212H128V213H127ZM139 212H140V213H139ZM152 212H154V211L152 210V211H150V212H148V213H152ZM155 212H156V211H155ZM190 212H191V211H190ZM227 212H229V213L227 214ZM230 212H232L231 214H233V212H234V215L228 217V215H231ZM259 212H260V211H259ZM259 212H258V213H259ZM87 213H86L85 215H87ZM91 213H90V214H91ZM101 213H102V212H101ZM114 213H115L116 215H115ZM138 213H139V214H138ZM163 213H164V212H163ZM171 213H172V211H171ZM176 213H177V212H176ZM194 213H195V212H194ZM196 213H197V211H196ZM196 213L194 214V216L196 215ZM235 213L237 214V216H236ZM242 213H243V214H242ZM252 213H254V211H253ZM252 213H251V214H252ZM255 213H256V212H255ZM64 214H63V215H64ZM81 214H82V213H81ZM118 214H119V215H118ZM124 214H125V215H124ZM168 214H169V212H168ZM173 214H174V217H176V216H175L176 214H175L174 212H173ZM179 214H180V213H179ZM184 214H185V213H184ZM192 214H193V211H192ZM205 214H206V213H205ZM221 214H222V215H221ZM223 214H225V215L227 214V215L224 216L222 220H219V219L222 218L221 216H223ZM261 214H262V215H261ZM85 215H84V212H83V216H82V218H83V217H86ZM88 215H89V213H88ZM88 215H87V216H88ZM95 215H96V214H95ZM139 215H140V216H139ZM142 215H143V216H142ZM153 215H154V217H157V216H155V214H153ZM156 215H157V214H156ZM158 215H159V214H158ZM163 215H164V214H163ZM170 215H172V214H170ZM203 215H204V214H203ZM214 215H216V216H214ZM218 215H219V216H218ZM242 215H243V216H242ZM253 215H254V214H253ZM56 216H58V218H61V217H62V216H60V215H58V214H56ZM67 216H68V217H67ZM92 216H93V215H92ZM92 216H90V217L94 219V217H92ZM125 216H127V217H125ZM148 216H149V214H148ZM160 216H161V215H160ZM165 216H168V215H165ZM190 216H191V215H189V217H190ZM192 216H193V215H192ZM233 216H234V217H233ZM250 216H251V217H250ZM90 217H88V220H89V221L86 220V218H84V219L86 220V224H87V221H88V222L91 221V220L89 219ZM144 217H147V216H144ZM180 217H176V219H177V218H180ZM187 217H188V216H187ZM189 217H188V218H189ZM212 217H213V218H212ZM235 217H236L237 219H235ZM244 217H245V216H244ZM247 217H250V218L247 219ZM96 218H95V219H96ZM115 218H116V217H115ZM126 218H127V219H126ZM132 218H134V219H132ZM172 218H173V217H172ZM172 218H171V219H172ZM181 218H180V219H181ZM191 218H192V217H191ZM191 218H190V219H191ZM200 218H201V217H200ZM230 218H231V219H230ZM55 219H56V220H55ZM62 219H63V218H62ZM95 219H94V221H95ZM97 219H96V220H97ZM123 219H125L126 221L123 220ZM198 219H199V220H198ZM206 219H207V220H206ZM208 219H209V220H208ZM215 219H217V221H216ZM225 219L228 220V221H226ZM82 220H83V219H82ZM157 220H158V217H157ZM174 220H175V218H174ZM188 220H189V221H188ZM197 220H198L199 222H201L200 225H198L199 223H198ZM212 220L214 221V223H212ZM218 220H219V221H218ZM224 220H225V221H224ZM229 220H230V222H229ZM238 220H239V221H238ZM241 220H243V221H241ZM248 220H249V221H248ZM250 220H252V221H250ZM253 220H254V222H253ZM256 220H257V222H256ZM260 220H261V222H260ZM62 221H63V220H62ZM106 221H107V222H106ZM191 221H193V222H191ZM194 221H195V224H194ZM202 221H203V222H202ZM220 221H221L222 223H225V224H224L225 226H223V224H221ZM56 222H57V223H56ZM96 222H97V221H96ZM98 222H100V221H98ZM98 222H97V224H98ZM101 222H102V221H101ZM118 222H119V225H120V223H122V224L119 226V225H118ZM123 222H124V224H123ZM128 222H129V223H128ZM146 222H147V223H146ZM150 222H151L152 224H151ZM205 222H206V224H205ZM218 222H219V223H218ZM251 222H252V223H251ZM255 222H256V223H255ZM54 223H55V224H54ZM61 223H62V222H61ZM61 223H60V225H61ZM91 223H92V222H91ZM125 223H126V224H125ZM133 223H134V224H133ZM181 223H182V222H181ZM216 223H218V224H217V227L219 226V231H218V232H217V227H216V228L214 227ZM245 223H246L247 225H246ZM257 223H258V224H257ZM259 223H260V224H259ZM52 224H53V228H52ZM63 224H64V223H63ZM70 224H71V225H70ZM89 224H90V223H89ZM89 224H88V227H89ZM94 224H95V223H94ZM104 224H103V225H104ZM175 224H176V225H175ZM184 224H186V223H184ZM193 224L199 226V227L196 226V228H197L196 231H195V227H193ZM201 224H203V226H202ZM207 224H208V227L211 228L210 230H214V231H215V234L217 233V235H214V234L212 235V234H211L214 238H213V237L211 238V236L209 235L211 232L213 233V231H211V232L208 231L209 228L206 227V226H204V225H207ZM212 224H213L214 226H213ZM219 224H220L221 226H220ZM226 224H228V227L226 226ZM244 224H245V225H244ZM251 224H253V225H255V226L258 225V226H257V227H253V225H252V227H251ZM103 225H99V226L101 227V226H103ZM107 225H108V226H107ZM116 225H118V227H116ZM129 225H130V226H129ZM134 225H135V226H134ZM151 225H152V226H151ZM157 225H159V226H157ZM174 225H175V227H174ZM177 225L180 226V227L182 226V227H181L182 229H178V231H176L177 228H180V227H176ZM241 225H242V226H241ZM260 225H261V226H260ZM55 226H56V228H55ZM66 226H65V227H66ZM91 226H93V223L91 224ZM122 226H124V227H122ZM132 226H133V227H132ZM147 226H148V227H147ZM156 226H157V227H156ZM165 226H166V227H165ZM168 226H169V227H168ZM201 226H202L203 228H205V229L207 228L206 230L209 232L207 237L204 236V235H201V234H204V233L206 234V232H207V231L204 229L206 232L201 233V231H202V230H201V229H202ZM233 226H234V227H233ZM243 226H244V227H243ZM259 226H260V227H259ZM65 227H64V229H65ZM68 227H67V229H68ZM80 227H81V228H80ZM108 227H109V229H108ZM115 227H116V228H115ZM167 227H168V228H167ZM185 227H186V226H185ZM190 227H189V228H190ZM220 227H221V228L223 227V229H220ZM225 227H226V228H225ZM247 227H248V228H247ZM258 227H259V228H258ZM59 228H60V227H59ZM59 228H58V229H59ZM83 228H82V229H83ZM95 228H96V227H95ZM126 228H127V229H126ZM130 228H131V229H130ZM159 228L162 229L163 232H162V230H160ZM200 228H201V229H200ZM212 228H213V229H212ZM249 228H250V229H249ZM255 228H256V229H255ZM72 229H73V230H72ZM103 229H104V231H103ZM148 229H149V230H148ZM153 229H154V231H153ZM155 229H156V230H155ZM158 229L160 230V232H159ZM174 229H175V230H174ZM193 229H194V230H193ZM226 229H227V230H226ZM242 229H243L244 232L241 231ZM54 230H55V231H54ZM84 230H83V231H84ZM96 230H98V229H96ZM126 230H127V231H126ZM151 230H152V231H151ZM172 230H173V231H172ZM200 230H201V231H200ZM220 230H221V233H220ZM245 230H246V233H245ZM248 230H249V231L252 230L251 233H252L253 235H255V236L257 235V238H256L255 236H254V237H251L252 234H249V235L247 236V233H250V232H248ZM66 231H67V230H66ZM83 231H82V232H83ZM102 231H103V232H102ZM128 231H129V232H128ZM148 231H149V232H148ZM165 231H166V233H170V231H171V233H173L174 235H176V238H173L174 240L171 239V240H173V241L175 242V244H172V245H170V244H166V242H167L166 240H169L171 237L167 238L168 236H170V234H169L167 237H166V234L162 236V233L164 234ZM167 231H168V232H167ZM198 231H199V232H198ZM59 232H60L61 236H60V234H59V237H58V233H59ZM68 232H69V230H68ZM70 232H69V234H72V233H70ZM76 232H77V233H76ZM79 232H80V233H79ZM84 232H85V231H84ZM97 232H98V234L96 235ZM151 232H152V234H151ZM153 232H155V233H153ZM161 232H162V233H161ZM180 232H181V234H180ZM182 232H183V233H182ZM194 232H195V235H197V236H195V235L193 234ZM202 232H203V231H202ZM241 232H242V233H241ZM53 233H54V234H53ZM99 233H100V234H99ZM146 233H147V234H146ZM148 233H149V234H148ZM200 233H201V234H200ZM230 233H231V234H230ZM243 233H244V234H243ZM88 234H90V232H89ZM150 234H151V235H150ZM155 234H156V235H155ZM218 234H219L220 236H219ZM233 234L236 235V236H234ZM242 234H243V235H242ZM245 234H246V236H244ZM52 235H53V239H52ZM76 235H77V236H76ZM82 235H83V236H82ZM86 235H87V232H86ZM171 235H172V234H171ZM189 235H191V236H189ZM230 235H231V236H230ZM238 235H239V236H238ZM262 235H261V236H262ZM69 236L71 237V235H69ZM90 236H91V239H89ZM92 236H93V237H92ZM145 236H146V237H145ZM152 236H153V237H152ZM164 236H165V237H164ZM177 236H178V237H177ZM179 236H180V237H179ZM194 236H195V237H194ZM200 236H201L202 238H201ZM217 236L219 237V240H218ZM226 236H229V238H228V237L226 238ZM54 237H55L56 240L54 239ZM57 237H58V238H57ZM63 237H64V236H63ZM66 237H67V238H66ZM70 237H69V238H70ZM158 237H160V238H163V237H164V238H163V240H161V239H159ZM172 237H173V236H172ZM174 237H175V236H174ZM187 237H188V238H187ZM223 237H224V238H223ZM238 237H239V238H238ZM244 237H245V238H244ZM83 238H81V239H83ZM148 238H149V239H148ZM152 238H153V241H152ZM166 238H167V239H166ZM177 238H178V240H176ZM203 238H204V239H203ZM206 238L210 239V240H209L210 242H209ZM215 238H216V239H215ZM234 238H235V239H234ZM74 239L72 240V244H71V242H70L71 247L74 246L73 243H75V241L77 240V239H75V240H74ZM84 239H83V241H85ZM92 239L94 240V242H93ZM185 239L188 241L187 243L185 242ZM213 239H214V240H213ZM226 239H227L228 241H227ZM54 240H55V241H54ZM156 240H157V241L160 240L161 243L157 242ZM164 240H165V241H164ZM180 240H181V243H182V244H183V242H185V243L188 245V246H186V245L184 244L187 248H188L189 245L191 244V246L193 247V249H192V247L190 246L191 248L189 247V249H192V250L185 249L187 252L183 253V251H182L183 254L180 253V252H181L180 249L182 250V247H181L182 244H180ZM182 240H184V241L182 242ZM239 240H240V241H239ZM67 241H68V242H67ZM147 241H148V242H147ZM169 241H170V240H169ZM173 241H171V242H167V243H172ZM178 241H179V242H178ZM190 241H191V242H190ZM217 241H218V242H217ZM231 241H232L233 243H232ZM260 241H261V242H260ZM53 242H54V244H56L57 246H59V248H58L57 246H55V245L53 244ZM162 242H163L164 245H161ZM174 242H173V243H174ZM189 242H190V243H189ZM193 242H195V243L198 242L199 244H198V243H197V244H198L199 247H200V245H202L201 247H205V248H207V249H208L207 246H209L213 251H214V249H216V250H215V253H216L217 255H216L215 253H212V251L210 252L211 249L209 248V249H208V250H209L208 252H210V255H211L210 257H212V258L210 259L209 256H205V257H204L205 254L203 255V254H201V252L204 251L205 248H203V249H202L201 247H200V248H196L195 246H196L197 244H196L195 246H193V244H194ZM216 242H217V243H216ZM228 242H229V243H228ZM238 242H239V243H238ZM51 243H52V244H51ZM178 243L180 244V246H179L180 249H178V247H177V246L179 245ZM188 243H189V244H188ZM213 243H214L215 245H214ZM222 243H224V244H222ZM230 243H232V244H230ZM235 243H236V244H235ZM77 244H78V245H77ZM90 244H91V245H90ZM155 244H156V245H157V244H160V245H158V246L156 247ZM177 244H178V245H177ZM209 244H210V245H209ZM233 244H235V245H233ZM52 245H53V246H52ZM61 245H62V247H61ZM184 245H183V248H185ZM203 245H204V246H203ZM212 245H213V246H212ZM217 245H218V246H217ZM249 245H251V246H249ZM50 246H51V247H50ZM163 246H164L165 248H167V247H169V246H172V247H169V248H168V250L170 251L169 253H170V254L172 253V254L170 255V254L168 253V250H167V252H166V249L164 248V249H165V250H164V249H163ZM166 246H167V247H166ZM211 246H212V247H211ZM226 246H227V247H226ZM239 246H240V247H239ZM48 247H49V249H48ZM52 247H53V248L55 247L54 251H58V252L55 253L54 251H51V252H54V253H50V250L53 249ZM154 247H155V248H154ZM174 247H175V249H174ZM176 247H177V248H176ZM216 247H218V248H216ZM237 247H238V249H237ZM50 248H51V249H50ZM56 248H57V249H56ZM65 248H66V247H65ZM80 248H79V249H80ZM159 248H160V249H159ZM231 248H232V249H231ZM240 248H241V249H240ZM245 248H246V249H245ZM173 249H174V250H173ZM194 249H196V250L198 249V250L196 251V252H198L197 254H196V252H195V254H194V251H195ZM207 249H206V250H207ZM229 249H230V250H229ZM233 249H234V251H232ZM62 250H61V251H62ZM66 250H67V249H66ZM66 250L64 249V251H66ZM68 250H71V248H69V245H68ZM68 250H67V251H68ZM72 250H73V247H72ZM74 250H75V246H74ZM76 250H77V249H76ZM157 250H158V251H157ZM161 250H162V251H161ZM185 250H184V251H185ZM217 250H218V252H219L220 254H219L218 252H216ZM254 250H255V251H254ZM258 250H259V251H258ZM64 251H62V252H64ZM171 251H172V252H171ZM188 251H192V252H191L192 254H191L190 252H189V253H190V255H192V256H194V257H192V256H188V255H189V254H188ZM199 251H201V252H199ZM223 251H224V252H223ZM69 252H70V251H69ZM69 252H67V253L65 252V253L68 254ZM74 252H75V251H74ZM238 252H239V253H238ZM258 252H259V253H258ZM36 253H37V256H36ZM65 253H59V254H64V255H62V259H63L62 262H63L64 264H65L66 260L69 259V257H70V259H69L70 261H71L73 258L75 259L74 254H73V251L70 252V254H72L73 258H72L71 255H69V254H68V256H67ZM81 253H82V254H81ZM203 253H204V252H203ZM211 253H212V254H211ZM254 253H255V254H254ZM162 254H163L164 257L161 256ZM164 254H165V255H164ZM166 254H169V256H168V255L166 256ZM184 254H185V256H186L187 258L184 256ZM186 254H187V255H186ZM193 254H194V255H193ZM200 254H201L202 256H201ZM208 254H209V253H207V255H208ZM213 254H215L214 257H213ZM229 254H230V255H229ZM257 254H258V255H257ZM47 255H46V256H47ZM175 255H177V256H175ZM178 255H179V256H178ZM247 255H248V256H247ZM35 256H36V257H35ZM38 256H39V257H38ZM46 256H44V254H43V256H41V257H44V258H45ZM51 256H53V255H51ZM51 256H50V257H51ZM64 256H65V258H66V256H67V259H66V260L64 259ZM182 256H183V258L185 257L184 259H186L187 261H185V260H183V259H180V258H182ZM229 256H232V257L229 258ZM242 256H243V257H242ZM34 257H35V258H34ZM41 257H40V258H41ZM54 257H55V256H54ZM57 257H58V254H57ZM160 257H161V258H160ZM167 257H168L169 260H168V259L165 260ZM169 257H170V258H169ZM175 257H176V258H175ZM177 257H179V258H177ZM191 257H192L193 260H191ZM221 257H220V258H221ZM237 257H238V258H237ZM253 257H255V258H253ZM257 257H258V258H257ZM60 258H61V255H60ZM159 258H160V259H159ZM189 258H190V259H189ZM216 258H217V257H216ZM220 258H219L218 260H221ZM228 258H229V259H228ZM50 259H51V258H50ZM52 259H53V258H52ZM58 259H59V258H57L56 260H58ZM171 259H172V260H171ZM179 259H180V260H179ZM188 259H189V260H188ZM237 259H238V262L236 261ZM253 259H255V260H253ZM45 260L47 261V258H46ZM45 260H44V261H45ZM53 260H54V259H53ZM60 260H61V259H59V261H60ZM64 260H65V262H64ZM80 260H81V261H80ZM190 260H191V261H190ZM245 260H247V261H245ZM258 260H259V261H258ZM37 261H38V262H37ZM59 261H57V262L59 263ZM67 261H68V260H67ZM70 261H69L68 263H70ZM166 261H167V262H166ZM172 261H173V262H172ZM183 261H185V262H183ZM215 261H216V262H215ZM241 261H243V262H241ZM252 261H253V262H252ZM35 262H36V263H35ZM52 262H53V261H52ZM52 262H51V263H52ZM54 262H56V261H54ZM54 262H53V264H54ZM62 262H61V264H62ZM71 262H72V261H71ZM170 262H172V263H170ZM182 262H183V263H182ZM226 262H227V261H226ZM33 263H32V264H33ZM58 263H55V264H58ZM66 263H67V262H66ZM68 263H67V264H68ZM82 263H81V264H82ZM48 264H49V263H48ZM59 264H60V263H59ZM226 264H227V263H226Z\"/></svg>","mask_w":264,"mask_h":264}]
</instances>
